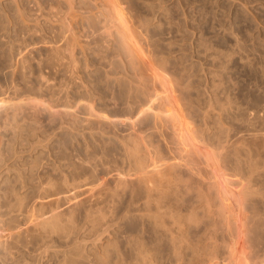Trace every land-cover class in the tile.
I'll return each instance as SVG.
<instances>
[{
  "label": "rangeland",
  "instance_id": "1",
  "mask_svg": "<svg viewBox=\"0 0 264 264\" xmlns=\"http://www.w3.org/2000/svg\"><path fill=\"white\" fill-rule=\"evenodd\" d=\"M16 1V2H15ZM13 2V0H0V101H3V104L5 105H2V106H5L4 109L1 107L0 109L3 111L4 110V113L0 111V116H3L0 117L1 121H0V130L1 129H5V131L1 130L0 132V139L2 138V145L0 144V171L1 170H5L6 168L8 169H12V170H9L8 174H5L4 176L0 177V192L3 194V192L6 193V191L9 190V192H7L6 194L7 195V202L8 200H10L6 206V208H4V210H9L10 213H11V216H14L16 215V217L14 219H16V223L19 224L20 226V229L22 230V237H21V242H20V245L22 246H19V247H14L13 249H17V250H14L12 249V252L11 253H14V255H11L10 258H8V260L6 261V263H4L3 261L0 260V264H15L16 262H20L18 264H23L24 261H26L27 259V262L26 264L29 262L30 264H56V262H62L61 264H71L73 263L74 264V260L75 264H113V261H114V264H133V260L135 261L136 259H134L132 256H133V243H130L132 242L133 240V236L134 235H140L143 233V228L145 227L143 225V218L139 217L142 213H135V212H142L140 211L141 210V202L138 201V199L140 200V197L141 194L139 193V189H137V191L133 189V186L129 183H125L124 180H128L129 176H132L131 173L134 171V170H130L131 168H133V166L131 165L132 163H130L131 159L129 157V151L131 150H135V146L133 147L132 146V142L130 141V136L133 134L134 137H140V139H142V141L144 142H148L146 143L147 145L151 142H153V139H154V146L158 147L157 145L159 144V148H155L153 145H150L149 146H146L145 144V147H148L147 149L149 150V148H155V149H161L164 153H161L160 150H149L150 152L154 151V155L158 156V151H160V156L163 157L165 159L164 156H162L163 154H165L166 158L170 159L171 157V154L174 153V148L176 147V144L173 143L172 144V137H173V132H171L172 130V124L171 123H166V125L164 124L165 121L163 120V122H161L162 124H160L159 122H156V121H161L159 118L156 119V117L154 116L155 115V110L154 112L151 111L145 116V120L142 121L140 124H135L132 125L129 121L130 120H127V124L124 125L123 127L120 126V125H117L115 123H113V121L109 122L108 121H102L100 118L98 119L99 115L100 116H109V119H112V117H115V116H124V118L126 117H130L131 116V112L130 111L133 107L136 106L137 103H139V105L137 104L136 108H133V112H134V115L137 113V111L139 110V108H141L143 106V104L145 105L146 103H153L152 99H155V97L157 96V100H156V104L157 106L155 105V100H154V104H152L157 110L159 111H164L165 109V106L167 105L166 103V99H165V95L162 96L161 94H163V88L162 86L160 85L159 80H156V78L154 77V72H151L148 73L149 71L148 70H145L144 68V65H141L143 64L142 62H138L135 57L133 56V54H131L132 52H129V50L121 43V41L118 39L117 37V40H116V32L115 30L117 24H114L113 25V22L112 24L110 23L111 19H110V16L107 11L104 9L106 8L102 3L100 2H94V1H90V0H80L77 1L75 0L74 3L72 4L73 6H67L69 3L65 2V1H62V0H57L56 2L53 0H15ZM18 1V2H17ZM20 1V2H19ZM45 1V2H43ZM50 1V3H49ZM60 1V2H59ZM85 1V2H84ZM87 1V2H86ZM100 3L99 5L96 4V6L92 3ZM52 2V4H51ZM56 4H55V3ZM64 2V3H63ZM38 3V4H37ZM40 3V4H39ZM46 3V4H44ZM82 3V4H80ZM84 3L86 5H84ZM90 3V4H89ZM122 3V1H121ZM9 6H8V5ZM16 4V5H15ZM28 4V5H27ZM37 6H36V5ZM51 4V5H50ZM56 6H54V5ZM60 5L59 6V9H58V6L57 5ZM75 4V5H74ZM77 4V5H76ZM127 4V5H126ZM18 5V6H17ZM20 5V6H19ZM25 5V6H24ZM46 5V6H44ZM49 8H48V6ZM78 5H82V7L80 8ZM86 7H84V6ZM123 5V6H121ZM120 6L121 7H124V8H121V10L123 11V15L127 14V16H123V19L127 20V18L129 17L130 19H128L126 21V23L128 22V25L130 28L133 27L132 31H133V35L136 36V39L138 41V44L139 46L141 47V49L144 50L146 56L150 59V61H152L153 65L155 67H157V69L159 68L161 72H163L166 76H168V79L174 84V86L176 85H179L178 87L181 88H176L175 90H177V93L180 97H178L179 100H181V111L183 110V116L185 115L186 118L185 121L186 123H188L187 125L189 126V128L193 131V132H196V133H199L201 132V134L199 133L200 135V138H202L201 140H203L204 142L206 141L207 144H210L211 147L214 149H216L215 151L217 152L220 160L222 159V161L224 163H222L221 161V164L225 165L226 166L224 167L223 165V168L224 169V172L227 174V176L229 177H232L235 181H239L241 180L242 181V184H241V181L237 182L236 184V187L238 186H241V185H244L246 186L244 183L246 182L245 181V178L248 179L247 182H250V180H252L251 178H254V176L256 178L255 179V182H254V179L252 180L253 183H249L250 185L246 186V187H251L252 189H250V192L249 193L248 191L246 192V190H242V191H245V193H249L251 196L249 197L248 195H246V202L248 203V210L246 209V220H248L249 218V221L248 223H251L250 226L248 223H245L247 225H245V232H246V236H245V244L249 247L246 246V249L248 250V252L246 253L249 257L251 255V257L249 258L250 262H252V264H264V0H124L123 1V4H121ZM27 6V7H26ZM52 9H51V7ZM89 6V8H87ZM98 6V7H97ZM101 6V7H100ZM20 7V8H19ZM22 7V8H21ZM35 7V8H34ZM45 7V8H44ZM48 9H47V8ZM63 7V8H62ZM65 7V8H64ZM70 7L71 8V11H73L72 9H74V13L75 11H77L75 14H71L73 15H76L74 17V19L77 17V14L79 12V10L81 11L82 10V13H79V17H77V19H75V21L73 20L71 22V24H74L72 25V29L69 31V35L67 34L68 30L67 28L64 29V25H63V22L61 21V19L63 18V16H65V14H67L70 10ZM77 7V8H76ZM95 7L98 8V10L96 11ZM102 8V12H99V10L101 11ZM104 7V8H103ZM8 8V9H7ZM17 8V9H16ZM23 8H26V9H23ZM35 10H34V9ZM42 8V9H40ZM44 8V9H43ZM53 8H57L53 10ZM79 8V9H78ZM86 8V9H84ZM90 8H92V11H90ZM15 9V10H14ZM19 9V10H18ZM32 9V10H31ZM62 9V10H61ZM68 9V10H67ZM76 9V10H75ZM94 9V10H93ZM25 10V12H24ZM37 10V11H36ZM41 10V13L45 11L43 15L40 13L39 14V11ZM43 10V11H42ZM52 10V11H50ZM58 12H56V11ZM85 10H89L88 12L85 11ZM105 10V11H104ZM126 13H124L125 11ZM18 11V12H17ZM19 11L21 13H19ZM22 11H23V17L26 16L25 18H21L18 14H22ZM50 11V12H48ZM55 12V15H57L58 18H56L52 13V12ZM27 12V13H26ZM62 12V13H61ZM65 12V13H63ZM94 12V14L92 13ZM96 12V14H95ZM105 14H104V13ZM14 13V14H13ZM31 15H29V14ZM57 13V14H56ZM85 13L87 15H85ZM103 15H102V14ZM35 14H39L38 16L35 15ZM49 14L48 18H47V15ZM52 14V15H51ZM90 14V15H89ZM46 15V16H45ZM60 18H59V16ZM68 15V14H67ZM66 15V16H67ZM69 15H70V12H69ZM71 15L69 17H71ZM84 17H83V16ZM93 15V16H92ZM96 15V16H95ZM99 15V16H98ZM105 15V16H104ZM107 15V17H106ZM22 16V15H21ZM45 16V17H43ZM51 16V18H50ZM54 16V17H53ZM80 16H82L83 18H81ZM90 16H92V21H89V19H87V17L89 18ZM102 16V18L104 19H100V17ZM17 17V20L15 19ZM96 17V18H95ZM125 17V18H124ZM31 18V20H30ZM34 18V20H33ZM37 18V19H36ZM48 20H47V19ZM50 18V19H49ZM55 18V19H53ZM83 19L82 20H80ZM87 19V22L90 23V25L86 22V19ZM94 18V19H93ZM99 20H98V19ZM25 19V20H24ZM43 19V20H42ZM53 19V20H52ZM110 19V20H109ZM21 20V21H19ZM51 20V21H49ZM59 20V22H62V23H59L61 26H62V29H63V32H67V33H61L59 30H61L60 28V25H58L56 22ZM76 20L78 22H76ZM98 22H97V21ZM102 20V22H101ZM107 20V23H105ZM134 20V22H133ZM136 20V21H135ZM26 21V22H24ZM43 21V22H42ZM82 21V22H81ZM85 21V22H84ZM96 21V23H95ZM99 21L100 23L104 26L106 24L105 27L104 26H100L99 25ZM133 23H132V22ZM23 22V23H22ZM37 22V23H36ZM39 22V23H38ZM46 22V23H45ZM75 22V23H74ZM81 22V23H80ZM111 24H109V23ZM139 22H140V25H139ZM36 23V24H35ZM42 23V24H41ZM52 25H51V24ZM54 23V24H53ZM55 23H56V26H55ZM87 23V24H86ZM93 23V25H92ZM138 23V24H137ZM144 23V25L142 24ZM21 24V25H20ZM39 24V25H38ZM131 24V25H130ZM24 25V26H23ZM39 27H38V26ZM48 29H47L44 27ZM49 25V26H48ZM54 25V26H53ZM75 25H78L77 27ZM81 25V26H80ZM89 25V26H88ZM98 27H97V26ZM110 25V26H109ZM143 25V27H142ZM36 26V27H35ZM88 26V27H87ZM96 26V27H95ZM114 26V27H112ZM139 26V27H138ZM38 27V28H37ZM59 27V29L57 30V28ZM87 27V28H86ZM102 27V28H101ZM111 28V30L113 31L112 33L113 34L111 36L115 37L113 39V37L111 38V36H109L110 40L108 41H113L112 43L111 42H108V41H105L103 40L102 38L104 37V39H108V36H102V32L104 31V29L106 28ZM146 27V28H145ZM41 28V30H40ZM55 28V29H54ZM78 28V29H76ZM85 28V30H84ZM95 28V30L93 29ZM98 28V30H97ZM101 28V30H99ZM104 28V29H103ZM114 28V29H112ZM29 29V30H28ZM144 29V30H143ZM36 30V31H35ZM56 33H55V31ZM65 30V31H64ZM75 30H78L79 34H76L75 33ZM83 30V31H82ZM89 30H92L90 31L89 33ZM94 30V32H93ZM110 29H108L107 31H109ZM137 30V31H136ZM142 30V31H141ZM146 30V31H145ZM32 31V32H31ZM42 31V32H41ZM73 32L75 33V37L77 35H79V39H75L73 38V33H72V37L73 38L72 40L74 41L71 42L69 37H70V32ZM80 31H82V33H80ZM97 31V32H96ZM100 33L102 34H97L96 33ZM60 32V35H58ZM89 33V34H86ZM145 32V33H144ZM45 33V34H44ZM55 33V35H53ZM85 33V34H83ZM62 34V35H61ZM63 34H65L63 36ZM92 34L94 36H92ZM146 34V35H145ZM46 35V36H45ZM68 35V37L66 36ZM81 35H85V36H81ZM87 35H88V38H87ZM90 35V36H89ZM101 36L102 38H99L101 40H103V42H101V40H98L97 38V43H95V37L96 36ZM48 36V37H47ZM55 36V37H54ZM57 36V37H56ZM59 36H63V38L59 37ZM66 36V39L67 42H71L70 45L66 42H64V40L62 41V39H64V37ZM142 36V37H141ZM145 36V37H143ZM60 38V39H57V38ZM83 39H81V38ZM85 37V38H83ZM89 37H92V39H90ZM59 41H57L56 39ZM43 39V40H42ZM54 39L57 41H54ZM81 39V48L83 49V47L87 44V43H93V48L94 50H92L93 48H90V45L92 44H87L89 45V48L87 46V49L86 50H80L78 47L77 44L80 43ZM89 40V42L87 40ZM51 40V41H50ZM76 40H79L78 43H76ZM92 40V41H90ZM98 41L101 42V45L103 46V48L101 47L100 44H98ZM120 41V42H118ZM144 41V42H143ZM46 42V43H44ZM49 42L50 45L53 44V46L51 45V49H50V45H49ZM54 42V43H52ZM110 43V44H106V43ZM142 42V43H141ZM56 43V44H55ZM59 43V47L62 46L63 48H61L66 56L64 55H58V51H59V47L57 46V49L56 50V45H58ZM60 43H62L60 45ZM63 43H65V47L63 45ZM72 43L74 44V46H71ZM85 43V45H84ZM68 44V45H67ZM82 44H83V47H82ZM98 44V45H97ZM120 44V45H119ZM47 45H48V48H47ZM55 45V47H54ZM106 45V46H105ZM69 47L66 49V47ZM77 46V48H73V50H76V52H73L74 55H76L75 57H73L72 55H70V57L67 56V53L66 51H70V54H71V50L70 49L71 47H75ZM119 46V47H117ZM98 47L99 48H102L104 50L107 51V53L104 51L96 49ZM106 49H105V48ZM112 47V48H111ZM115 51H114V48ZM123 47V50L120 51ZM125 47V49H124ZM85 48V47H84ZM120 49V50H119ZM146 49V50H145ZM152 49V50H151ZM97 50L96 52H93ZM112 50V51H111ZM118 52H117V51ZM126 52H125V51ZM156 50V51H154ZM52 51L56 52L54 53H51ZM84 51V53H83ZM87 51H92V52H87ZM124 51V52H123ZM20 54H19V53ZM62 53V51H60ZM86 52V53H85ZM102 55V53L104 54V56L100 55L99 53ZM110 52V53H109ZM119 52L121 53V55L119 54ZM150 52V53H149ZM154 52V53H153ZM160 52V53H159ZM163 52V53H162ZM21 53H23L22 56ZM53 55H51V54ZM60 53V54H61ZM83 53V54H82ZM89 53V54H88ZM93 53V54H92ZM96 53H98V56L97 54L95 55ZM106 53V54H105ZM117 53V54H116ZM125 53V54H124ZM19 54V55H18ZM50 54V55H49ZM56 54V55H55ZM69 54V52H68ZM82 54V55H81ZM87 56H86V55ZM112 54V55H110ZM123 54V55H122ZM128 54V55H126ZM152 54V55H150ZM27 55V57L25 56ZM85 55V57H84ZM110 55V56H109ZM117 55V56H116ZM119 55V56H118ZM149 55V56H148ZM161 55V56H160ZM20 56V57H19ZM23 58H22V57ZM51 56L53 57V60H51ZM54 56L58 57V59L54 58ZM63 58H62V57ZM89 56V58H88ZM116 56V57H114ZM163 56V57H162ZM59 57L60 59L62 58V61L64 59V63L66 62V60L68 62H73L74 60L76 61V59H78L76 62L74 61L75 64H71V67H75L77 68V65H78V68L79 69H75L73 68V70H75L76 74L74 71H72L73 74H75V76L73 75V78L75 80H77V77L80 76L81 78L78 77V80L80 81H75L72 77V74L70 76L69 73H71V70L72 68L70 69H66V65H70V63H66L65 65H62L64 64L63 62L61 63L60 61V66L58 64L59 62ZM72 57L74 58V60L72 61ZM92 57V58H90ZM94 57V58H93ZM99 57V59L97 58ZM103 57V59H102ZM109 57V58H108ZM123 57V58H122ZM131 57V58H129ZM152 57V59H151ZM167 57V58H166ZM21 58V60L25 61L24 64H23V61H19ZM27 58V59H25ZM70 60H68V59ZM85 58V59H84ZM120 58H121V61H120ZM25 59V60H24ZM54 59L57 60L56 64L57 66H55V61ZM94 59V60H93ZM111 59V60H110ZM113 59V60H112ZM115 59V60H114ZM117 59V60H116ZM127 59V60H126ZM87 60V61H86ZM154 60V61H153ZM164 62H162V61ZM51 61V62H50ZM79 62V64H77ZM96 61V62H95ZM116 61V62H115ZM134 61V63H133ZM160 61V62H159ZM20 63V64H17L16 63ZM54 62V63H53ZM94 62V63H93ZM103 62V63H102ZM167 62V63H166ZM14 63V64H13ZM25 63L26 65L29 64L28 67H30V71L27 73V70L28 67L25 66ZM52 63V64H51ZM99 63V64H98ZM121 63V64H119ZM124 63V64H123ZM133 63V64H132ZM139 63V64H138ZM157 63V65H156ZM160 63V64H159ZM13 64V65H12ZM77 64V65H76ZM108 64V65H107ZM126 64V65H125ZM161 66H159V65ZM22 66L20 68V66ZM24 65V66H23ZM52 65V66H51ZM55 67H54V66ZM75 65V66H74ZM89 65V66H88ZM107 65V66H105ZM134 65V66H133ZM137 65V66H136ZM19 66V67H18ZM65 67L64 69H59L60 67ZM113 66V68H111ZM120 66V67H118ZM129 66V67H128ZM167 66V67H166ZM13 67V68H12ZM14 67H16V70L14 69ZM24 67V68H23ZM25 67H27L25 69ZM58 69H57V68ZM134 67V68H133ZM140 67V68H139ZM20 68V69H18ZM68 68V67H67ZM123 68V69H122ZM139 68V70H138ZM167 68V69H166ZM23 69V70H22ZM66 69L67 72H65L64 70ZM84 69V70H83ZM112 69V70H111ZM115 69V70H114ZM158 69V70H159ZM15 70V71H14ZM20 70L22 71H25L26 73L24 72H20ZM58 70V71H57ZM77 70V71H76ZM79 70V71H78ZM81 70V71H80ZM87 70V71H86ZM135 70V71H133ZM142 70V71H141ZM11 71L13 72L14 71V74L11 73ZM19 71V72H18ZM111 71V72H110ZM147 71V72H146ZM167 71V73H166ZM82 72V73H81ZM86 72V73H85ZM125 72V73H124ZM130 72V73H128ZM142 72V73H141ZM19 73H24L25 75L22 76L25 77L24 81L22 78V76L19 77ZM81 73V74H80ZM112 73V74H111ZM123 73V74H122ZM19 74V75H18ZM65 74H68L65 75ZM80 74V75H79ZM85 74V75H84ZM117 74V76H116ZM120 74V75H119ZM28 75V76H27ZM78 75V76H77ZM112 75V76H111ZM144 77H143V76ZM67 76V77H65ZM115 76V77H114ZM122 76V77H121ZM129 76V78L127 77ZM131 76V77H130ZM137 76V77H136ZM151 76V77H150ZM83 77V78H82ZM109 77H110V80H109ZM112 77V78H111ZM141 77V78H140ZM149 77V78H148ZM72 81H71V79ZM113 78H116V79H113ZM134 78V79H132ZM173 78V79H172ZM82 79V80H81ZM108 79V81H106ZM127 80L126 82L124 80ZM132 79V80H131ZM145 81H144V80ZM153 79V80H152ZM65 80V82H63ZM70 80V81H69ZM115 80V82H114ZM117 80V81H116ZM120 80L122 83H120ZM129 80V81H128ZM135 80V81H134ZM143 80V81H142ZM149 80V81H148ZM156 80V81H155ZM75 81V82H74ZM140 81V82H139ZM155 81V83H154ZM178 81L181 82L180 84H177L176 82ZM109 82V83H108ZM119 82V83H118ZM139 82V83H138ZM142 82V83H141ZM148 82V84L146 83ZM107 83V85H106ZM115 83V84H114ZM133 83V84H132ZM147 85H145V84ZM16 86L17 85V88L16 87H13L14 85ZM26 84V85H25ZM28 84V86H27ZM105 84V85H103ZM120 84V85H118ZM132 84V85H131ZM137 84V85H136ZM142 85V86H139V85ZM211 84V85H210ZM13 85V86H12ZM87 88L85 89L84 86ZM151 85V86H150ZM186 87H185V86ZM27 86V88H26ZM30 86V87H29ZM107 86H109L108 89ZM113 86H116L115 88H112ZM120 88H119V87ZM131 88H130V87ZM134 86V87H133ZM135 86L136 88L138 87H141V90L140 92H136V89H135ZM148 86V87H147ZM184 86V87H182ZM29 87V88H28ZM89 87V88H88ZM144 90H143V88ZM148 90H147V88ZM150 87V89H149ZM16 88V89H15ZM122 88V89H121ZM127 88V89H126ZM158 88V89H157ZM185 88V89H184ZM187 88V89H186ZM91 89V90H90ZM93 89V90H92ZM103 89V90H102ZM109 91H108V90ZM118 89V90H117ZM130 89V90H128ZM132 89V91H131ZM135 89V91L133 90ZM162 89V90H161ZM189 89V91H188ZM215 89V91H214ZM88 92H87V91ZM112 90V91H111ZM117 90V92H116ZM121 90V92H120ZM157 90V91H156ZM183 90V91H182ZM208 90V91H207ZM212 90V91H211ZM2 91H4L3 93H1ZM147 91V92H146ZM149 91V92H148ZM152 91V92H151ZM185 91V92H184ZM90 92V93H89ZM97 92V93H96ZM100 92V93H99ZM111 92V93H110ZM131 92H135L134 94L131 93ZM154 92V93H153ZM156 92V94H155ZM176 92V91H175ZM207 92V94L205 93ZM210 92V93H209ZM88 93H89V96H88ZM95 93V94H94ZM113 93H115L113 95ZM146 93V94H145ZM161 93V94H160ZM94 94L96 96V99L95 100V96L92 95ZM118 94V96H117ZM122 96V99H121V96ZM124 94V95H122ZM126 94V95H125ZM132 94V95H130ZM140 94V95H138ZM149 94V95H148ZM189 96H188V95ZM19 95V96H18ZM87 95V96H86ZM130 95V96H128ZM143 95V96H142ZM151 95V96H150ZM183 95V96H182ZM185 95V96H184ZM3 96V97H2ZM5 96V97H4ZM93 96V97H92ZM102 96V97H101ZM105 96V97H104ZM139 96V98H138ZM150 96L151 99L148 97ZM160 96V97H159ZM9 97V98H8ZM10 97L11 98V101L10 100ZM16 97L18 100L14 99ZM22 97V98H21ZM24 97V98H23ZM30 97V98H28ZM34 97V98H33ZM85 97V98H83ZM114 97V98H113ZM124 97V98H123ZM146 99H144V98ZM186 100H190L191 101H187L185 102V98ZM207 97V98H206ZM218 97V98H217ZM28 98V99H27ZM82 98V99H81ZM94 99V100H89V99ZM106 98V99H105ZM129 98L131 99V101H129ZM133 98V99H132ZM137 98L140 100L141 98V101L137 100ZM209 98V99H208ZM217 98V99H216ZM3 99H7V100H3ZM14 99V100H12ZM85 99V100H83ZM102 99V101H100ZM115 100V101H112ZM121 99V100H120ZM143 99V100H142ZM149 99V100H148ZM182 99L184 101H182ZM218 99L220 101H218ZM21 100V101H20ZM28 100V101H27ZM39 100V101H38ZM41 100V101H40ZM110 100V101H109ZM133 100V101H132ZM150 100L152 102H150ZM206 100V101H205ZM210 100V101H209ZM218 102H217V101ZM5 101V103H4ZM7 101V102H6ZM18 101V102H17ZM32 101V102H31ZM36 101V102H35ZM92 101H95V102H92ZM119 101V102H118ZM121 101V102H120ZM123 101V102H122ZM129 101V102H128ZM147 101V102H146ZM149 101V102H148ZM160 101V102H159ZM165 101V102H164ZM213 101H215L213 103ZM10 102V104H9ZM18 103V106L16 105V103ZM35 104V107L33 106L34 103ZM41 104L39 105V109L37 110H41V111H38V114L36 112V106L38 107V103ZM41 102V103H40ZM46 102V103H45ZM78 102H83V103H80V105H83V107L81 106L80 108V105L77 106V109H76V104ZM90 102V103H89ZM97 102V103H96ZM102 102V103H101ZM111 102V103H110ZM113 102V103H112ZM115 102V103H114ZM142 102V103H141ZM144 102V103H143ZM146 102V103H145ZM193 102V103H192ZM15 103V104H14ZM20 103V104H19ZM23 103V104H22ZM30 103V105H29ZM48 103V104H47ZM84 103H85V106L88 107L86 108L84 106ZM94 103V104H93ZM121 103V104H119ZM129 104V106L133 105L132 108H129V106H127ZM132 103V104H131ZM135 103V105H134ZM141 103V104H140ZM187 103V104H185ZM212 103V104H211ZM216 103V104H215ZM221 104V105H218V104ZM223 103H224V107H223ZM8 104V105H6ZM22 104V105H21ZM26 104V106H25ZM53 106H51V105ZM79 104V103H78ZM96 104V106H95ZM114 104V105H113ZM116 104V105H115ZM122 104H124L122 106ZM185 104V106H183ZM192 106H191V105ZM207 107H206V105ZM212 106V107H210ZM16 105L17 108L14 106ZM21 105V106H19ZM29 105V106H27ZM70 105H73L72 107ZM95 108H94V106ZM160 105V107H159ZM163 105V106H162ZM165 105V106H164ZM190 105V106H189ZM215 107H214V106ZM217 105V106H216ZM13 108H12V107ZM22 106L24 108H22ZM41 106V107H40ZM42 106H45L47 107L45 109V107H42ZM51 106V107H50ZM55 106V107H54ZM98 106V107H97ZM100 106V107H99ZM124 106H127V107H124ZM130 106V107H131ZM141 106V107H140ZM209 106V108H208ZM8 107V108H7ZM10 107L12 108V110H10ZM19 107V108H18ZM26 107V109H25ZM66 107V108H65ZM71 107V108H70ZM112 107V108H111ZM115 107V108H114ZM121 107V108H119ZM124 107V108H123ZM144 107H147V106H144ZM164 107V108H163ZM186 110H185V108ZM189 107V108H188ZM201 107V108H200ZM7 108V109H6ZM15 108V109H14ZM35 108V109H34ZM43 108V109H42ZM86 108V109H85ZM93 108V110L91 109ZM99 108V109H98ZM158 108V109H157ZM184 108V109H183ZM204 108V109H203ZM215 108V109H214ZM5 109H6V112H5ZM21 110V113L19 110ZM24 109V110H23ZM34 109V111L32 110ZM56 109V110H55ZM59 112H58V110ZM62 109V110H60ZM84 109V110H83ZM103 109V110H102ZM190 109V110H189ZM194 109V110H193ZM210 109V110H209ZM224 109V110H223ZM10 110V111H9ZM18 115H17V113ZM18 110V111H17ZM45 112H44V111ZM46 110H48L46 112ZM51 110V111H49ZM64 110H69L71 111L69 114H68V118H64L65 117V112ZM87 110V111H86ZM99 110V111H98ZM104 110H105V113H104ZM118 110V111H117ZM122 110V111H121ZM126 110V111H125ZM166 110V109H165ZM188 110V111H187ZM192 110V111H191ZM202 110V112H201ZM207 110V111H206ZM227 110V111H226ZM9 111V114L7 113ZM16 113V116L14 114V112ZM23 111V112H22ZM24 111H28L27 114H25L26 112ZM33 111V112H31ZM53 111H56L55 113H53ZM73 111V113H72ZM101 111V113H100ZM114 113H113V112ZM121 111V113H120ZM161 111V112H162ZM185 111H187L185 113ZM191 111V112H190ZM200 111V113H199ZM214 113H212V112ZM251 111V112H250ZM12 112L14 115H12ZM45 114H44V113ZM57 112H58V115H57ZM63 112V113H62ZM103 112V113H102ZM119 112V113H118ZM190 112V113H189ZM195 112V113H194ZM208 112V113H207ZM211 112V113H210ZM2 113V114H1ZM7 113V115H6ZM32 113V114H31ZM42 113V114H41ZM61 113V114H60ZM75 113V114H74ZM86 113V114H85ZM89 113H96L95 116L92 115V114H89ZM122 113L124 115H122ZM151 113V114H150ZM208 114V115H204V114ZM250 113V114H249ZM5 114V115H4ZM31 114V117L29 116ZM51 116H50V115ZM56 114V115H54ZM74 114V115H72ZM102 114V115H101ZM107 114V115H105ZM191 114V115H190ZM224 114V115H223ZM226 114V115H225ZM22 115V117L20 116ZM35 115V116H34ZM37 115V116H36ZM54 115V116H53ZM64 115V116H63ZM71 115V116H70ZM89 115H92V116H89ZM98 115V116H97ZM127 115V116H126ZM10 116V118H8ZM15 118L14 119V124H13V121L11 123V120L13 119L12 118ZM15 116V117H14ZM28 117V120H25V121H28L27 123H25L24 119H27ZM62 116V117H61ZM90 118H93V119H90ZM97 116V117H96ZM107 116V117H108ZM154 116V117H153ZM184 116V117H185ZM204 116V117H202ZM208 116V118H211V119H208L207 118V121L205 119V117ZM7 117V119H6ZM18 117H20V119H18ZM35 117V118H34ZM50 120H49V118ZM67 117V115H66ZM86 117V118H85ZM148 119H147V118ZM190 117V118H189ZM193 117V118H192ZM197 117V118H196ZM216 117V118H215ZM5 118V119H4ZM30 118H34V119H30ZM37 118V120H36ZM54 120H51L53 119ZM79 118V120L77 119ZM89 118V121L87 120ZM96 118V119H95ZM154 118V119H153ZM200 118V119H199ZM205 120H204V119ZM215 118V119H214ZM226 118V119H225ZM30 119V121H29ZM66 119V120H65ZM68 119V120H67ZM76 119L78 122H76ZM129 119V118H128ZM222 121H221V120ZM245 119V120H244ZM248 119V121H247ZM2 120H5V121H2ZM8 120V121H7ZM20 123H18V121ZM34 120V121H33ZM35 120L37 122H35ZM58 120V121H57ZM64 120V122H63ZM74 120V121H72ZM98 120L100 121V123L98 122ZM156 120V121H155ZM203 122H200L202 121ZM10 121V122H9ZM17 121V122H16ZM32 121V122H31ZM70 121V122H69ZM88 121V123H87ZM190 121V123H189ZM193 121V122H192ZM206 121V122H205ZM216 121V122H215ZM221 121V122H220ZM244 121V122H243ZM247 121V122H246ZM2 122V124H1ZM6 122V123H5ZM7 122H9L8 125ZM18 124H16V123ZM22 122V124H21ZM31 122V123H29ZM39 122V123H38ZM61 122V123H60ZM73 122V123H72ZM82 122V123H81ZM86 122V123H85ZM96 122V124H95ZM105 122V123H103ZM151 122V123H150ZM209 123L208 126L209 128H204L205 127H208L205 123ZM213 122V123H212ZM220 122V123H219ZM253 122V123H251ZM4 123V125H3ZM12 124V127L9 128V126ZM28 123L30 125H28ZM36 124L35 126H37L35 128V126L33 124ZM102 123V124H101ZM113 123V126L111 125ZM145 123V124H144ZM195 123V125L193 124ZM25 124V125H24ZM44 124V125H43ZM73 124V125H72ZM76 124V126H74ZM88 124V125H86ZM89 124H92V125H89ZM101 124V125H100ZM107 124V125H106ZM144 124V125H143ZM156 124H159V125H156ZM169 124V125H168ZM199 124V125H198ZM201 124V125H200ZM214 124V125H213ZM249 124H251L249 126ZM255 124H256V127H255ZM3 125V126H2ZM6 125V126H5ZM21 125H22V128H21ZM27 125V126H26ZM31 125L33 127H31ZM39 125V127H38ZM95 125V126H93ZM99 125H100V128H99ZM104 125V126H103ZM106 125V126H105ZM139 125L138 129L136 128V126ZM197 125V126H196ZM216 125V126H215ZM254 125V127H253ZM257 125H259L257 127ZM5 126V127H4ZM7 126H8V129H7ZM14 126V127H13ZM24 126V127H23ZM26 126V127H25ZM30 126V127H29ZM62 126V127H61ZM66 126V127H65ZM79 126V127H78ZM111 126V127H110ZM115 126V127H114ZM127 126V127H126ZM146 126V127H145ZM151 126V128H150ZM159 126V127H157ZM160 126H163L164 129L160 128ZM168 127L166 129V127ZM171 126V128H170ZM192 126V127H191ZM214 126V127H213ZM30 131H29V129ZM41 127V128H40ZM43 127V129H42ZM51 127V128H50ZM71 127L73 128L71 129ZM102 127V128H101ZM106 127V128H105ZM108 127V128H107ZM121 127V128H120ZM129 127V128H128ZM135 127V129H133ZM220 127V128H219ZM18 131H15L16 129ZM27 128V129H26ZM32 128V130H31ZM34 128V130H33ZM39 128V130L37 129ZM60 128V129H59ZM71 130H70V129ZM97 128V129H96ZM114 128V129H113ZM116 128V129H115ZM155 130H153V129ZM158 128V129H157ZM170 128V130H169ZM198 128V129H197ZM203 128V129H202ZM249 128V129H248ZM12 129V131H11ZM23 129V130H22ZM37 129V130H35ZM96 131H95V130ZM133 129V130H132ZM143 129V130H142ZM149 129V130H148ZM161 129V130H160ZM194 129V130H193ZM201 129V130H199ZM205 129V130H204ZM208 129V130H206ZM209 129H211V133H209ZM213 129V130H212ZM218 130V132H215V130ZM256 129V131H255ZM8 130V131H7ZM10 130V131H9ZM14 130V131H13ZM20 130L21 133H20ZM28 130V131H27ZM64 130V131H63ZM105 130V132H104ZM112 130V132H111ZM138 130V134L135 136V132ZM152 130V131H151ZM160 134H159V132ZM163 130V131H162ZM216 130V131H217ZM26 131H27V134H26ZM34 131H36V133H34ZM76 131V132H74ZM141 131V132H140ZM147 131V136H144L145 133ZM150 131V132H149ZM154 131V132H153ZM157 131V132H156ZM170 131V132H169ZM199 131V132H197ZM209 131V132H208ZM214 131V132H212ZM223 131V132H222ZM4 132V133H3ZM14 132V133H13ZM50 132V133H49ZM56 132V133H55ZM83 132V133H82ZM110 132V133H109ZM134 132V133H133ZM149 132V133H148ZM209 134H207V133ZM220 132V133H219ZM2 133L4 135H2ZM6 133V135H5ZM11 133V134H10ZM23 133V134H22ZM25 133V135H24ZM29 133H34V135L30 134ZM38 133V134H37ZM46 133V134H45ZM78 133V134H77ZM114 133V134H113ZM132 133V134H130ZM143 133V134H141ZM151 133V134H150ZM164 133V135H163ZM170 133V134H169ZM203 133V134H202ZM216 133H218V137L222 140L223 142V139H224V144H221L222 143L220 141V139L217 137ZM237 133V134H236ZM256 133V134H255ZM16 134V135H15ZM21 134V135H20ZM36 134V135H35ZM98 134V135H97ZM120 134V136L118 135ZM124 134V135H123ZM167 134V135H166ZM214 134L216 135V137H214ZM221 134V135H220ZM12 135L14 137H12ZM24 135V136H23ZM29 135V136H28ZM141 135V136H140ZM149 135L150 136H154L153 138L150 137L149 138ZM169 135V136H168ZM206 135V136H205ZM210 136V138L208 136ZM227 135V137L225 136ZM3 136V137H2ZM19 136L20 139L22 138L23 140H20L19 138L17 137ZM22 136V137H21ZM51 136V137H49ZM68 136V137H67ZM75 136V137H74ZM100 136V137H99ZM131 136V140L134 139V137ZM160 136V137H158ZM162 136V137H161ZM203 136V137H202ZM230 136V137H229ZM10 137V138H9ZM25 137V138H24ZM29 137V139H27ZM35 137V138H34ZM42 137V138H41ZM78 137V138H77ZM125 137V139H124ZM133 137V138H132ZM145 137V138H144ZM163 137L165 138L166 137V140L164 139L163 140ZM204 137H205V140H204ZM213 137V138H211ZM6 138V139H5ZM14 138V140L12 139ZM53 138V139H52ZM94 138V139H93ZM105 138V139H104ZM129 138V139H128ZM216 138V139H215ZM226 138V139H225ZM16 139V140H15ZM18 139V140H17ZM31 139V140H30ZM83 139V140H82ZM117 139V140H116ZM128 139V140H127ZM144 139V140H143ZM151 139V140H150ZM211 141H210V140ZM212 139L215 140L212 142ZM218 139H219V143L217 144L218 142ZM228 139V140H227ZM238 139V140H237ZM7 140H9V142H7ZM67 140V141H66ZM126 140V142H125ZM150 140V141H149ZM170 140V141H168ZM208 140L210 141V143L208 142ZM217 140V141H216ZM230 140V141H229ZM234 140V141H233ZM246 142H245V141ZM1 141V140H0ZM4 141V142H3ZM11 141V142H10ZM15 141V142H14ZM20 141V142H18ZM23 141L24 144H23ZM45 141V142H44ZM110 141V142H109ZM124 141V143H126V145L122 142ZM229 141V143H228ZM239 141V142H238ZM240 141L242 142V144L240 143ZM56 142V144H55ZM58 142V143H57ZM97 142V143H96ZM109 142V143H108ZM131 142V143H130ZM158 142V144H157ZM172 144H169V143ZM238 142V143H237ZM247 143L246 145H249L248 146H252L251 147V150H252V153H251V150L250 147L246 146V145H243L244 143ZM252 142V143H251ZM254 142V143H253ZM8 143V144H6ZM12 144V143H15L13 145H9V144ZM22 143V144H21ZM45 143V144H44ZM49 143V144H48ZM69 143V144H68ZM86 143V144H85ZM123 143V144H122ZM128 143L131 144L129 146H132V148L130 147L128 149ZM161 143V144H160ZM165 143V144H163ZM213 143V144H212ZM18 144V145H17ZM36 144V145H35ZM45 146H44V145ZM59 144V145H58ZM64 144V145H63ZM71 144V145H70ZM108 144V145H106ZM115 144V145H114ZM134 144V142H133ZM153 144V143H152ZM156 144V145H155ZM175 144V145H174ZM219 145V149H218V146L216 147L215 145ZM229 144V147H230V144L232 145L231 146V149L228 147ZM9 145V146H7ZM19 145L21 147H19ZM28 145V146H26ZM35 145V146H34ZM57 145H58V148H57ZM63 145V146H62ZM67 145V146H66ZM93 145V147H92ZM123 145V146H122ZM163 145V146H162ZM170 145V146H169ZM174 145V146H173ZM213 145L215 147H213ZM224 145V146H223ZM227 145V146H226ZM234 145V147H233ZM242 146V148H240ZM14 146V147H13ZM65 146V147H64ZM72 146V148H71ZM86 146V147H85ZM109 146V147H108ZM126 146V147H124ZM128 146V147H127ZM166 148H165V147ZM245 146V147H244ZM3 147V148H2ZM33 147V148H32ZM36 147V148H35ZM38 147V148H37ZM54 147V148H52ZM89 147V148H88ZM122 147V148H121ZM172 147V149H171ZM224 150H223V148ZM227 147V150L226 148ZM238 147V149H237ZM244 147V148H243ZM255 149H254V148ZM12 148V149H11ZM31 148V149H30ZM42 148V149H41ZM47 148V149H46ZM94 148V149H93ZM121 148V149H120ZM127 148V149H126ZM144 148V147H143ZM229 148V149H228ZM249 152H248V150ZM4 149V151H3ZM14 149V150H13ZM50 149V150H49ZM63 149V150H62ZM79 149V150H78ZM103 149V150H102ZM123 149H126L125 152L123 151ZM167 151H166V150ZM234 149V150H233ZM236 149V150H235ZM244 150L243 152L241 151ZM12 150V151H11ZM20 150V151H19ZM23 150V151H22ZM34 150V151H33ZM45 150V152H44ZM56 150V152H55ZM86 150V151H85ZM100 150V151H99ZM105 150V151H104ZM120 150L123 152H120ZM226 150V151H225ZM228 150H231L229 151L230 153H228L227 151ZM10 151H11V154H10ZM15 151V152H14ZM65 151V152H64ZM90 151V152H89ZM103 153H102V152ZM130 151V152H131ZM156 151V152H155ZM220 151H223V154L220 153ZM240 151V152H239ZM246 151V152H245ZM27 152V153H26ZM76 152V153H75ZM85 152V153H84ZM88 152V154H87ZM172 152V153H171ZM225 152V153H224ZM228 154H227V153ZM233 152V154H232ZM245 152V153H244ZM248 152V153H247ZM16 153V154H15ZM18 153V155H17ZM22 153V154H21ZM44 153V154H43ZM58 153V155H57ZM90 153V154H89ZM95 153L97 154L95 157ZM127 156H126V154ZM157 153V154H155ZM167 153V154H166ZM219 153L221 155H219ZM254 153V154H253ZM30 154V155H29ZM49 154V155H48ZM61 154V155H59ZM120 154V155H119ZM125 154V155H124ZM169 154V155H168ZM233 157H232V155ZM235 154L238 156V157H235ZM252 155V158L250 155ZM256 154V155H255ZM2 155V156H1ZM5 155V157H4ZM7 155H11L9 157H7ZM40 155V156H39ZM47 155V157H46ZM89 155V156H88ZM90 155H92V157H90ZM103 157H102V156ZM105 155V156H104ZM223 155V157H222ZM227 155V156H226ZM246 156L243 157V156ZM14 156V157H13ZM56 156V158H55ZM123 156L124 159H126L127 161L129 162H125L124 159H123ZM226 156V158L224 157ZM248 156V157H247ZM7 157V158H6ZM22 157V158H21ZM54 157V158H53ZM72 157V158H71ZM76 157V158H75ZM88 157H90V159H97L96 161L98 162L99 160V164H95V160H90ZM97 157V158H96ZM101 157V158H100ZM254 157V158H253ZM5 158V159H4ZM14 158V159H13ZM18 160L16 161L15 160ZM20 158V160H19ZM29 158V160H28ZM70 158V159H68ZM88 158V159H86ZM104 158V159H103ZM130 160H129V159ZM224 158V159H223ZM231 160H230V159ZM239 158V159H237ZM240 158H242V162H238V160H240ZM249 158V159H248ZM10 159V160H9ZM12 159V160H11ZM22 159V160H21ZM31 159V160H30ZM40 159V160H39ZM75 159V160H74ZM235 159V160H234ZM246 159V160H245ZM258 161V163L255 161ZM28 160V161H27ZM44 160V161H43ZM86 160H89V161H86ZM119 160V162H118ZM233 160V161H232ZM253 160V161H252ZM3 161V162H2ZM12 161V163H11ZM31 161V162H29ZM34 161V162H33ZM47 161V162H46ZM64 161V162H63ZM81 163H80V162ZM84 161L86 162V165L84 163ZM92 161V162H90ZM228 161V162H227ZM232 161V162H231ZM237 161V163H235ZM246 161V162H244ZM20 162V163H19ZM45 162V163H44ZM50 162V163H49ZM83 162V163H82ZM106 162V163H105ZM227 162V163H226ZM244 162V164H243ZM250 162V165L251 167L249 166V163ZM7 163V164H6ZM10 163V164H9ZM17 163V165H16ZM24 163H26L24 165ZM28 163V164H27ZM36 163V164H35ZM47 163V166L44 165ZM58 163V165H57ZM80 163V165H79ZM92 163V164H90ZM104 163V164H103ZM125 163V164H124ZM127 163V164H126ZM230 163V164H229ZM242 163L243 165V168L245 167L246 169H243L245 172L243 173L241 171L242 169ZM32 164V165H30ZM51 164V165H50ZM81 164H84L83 166L85 167H82L81 169ZM93 168H95L94 170L92 169V166ZM94 164H95V167H94ZM102 164V165H100ZM107 164V165H105ZM111 164V165H110ZM131 166H130V165ZM235 164V165H234ZM240 166L238 167L237 165ZM259 164V165H257ZM7 165V166H5ZM10 165V166H9ZM34 165V166H33ZM37 165V166H35ZM50 165V167H49ZM53 165V166H52ZM76 165V166H75ZM124 165H126L124 167ZM233 165V166H232ZM3 168H2V167ZM30 166V167H29ZM45 166V167H44ZM77 166H79L77 168ZM87 166L90 168H87ZM97 166L100 168L99 170H97ZM103 166H106V167H103ZM130 166V168H129ZM229 166V167H228ZM232 166V167H231ZM253 166V170L251 169ZM11 167H14V168H11ZM18 167V168H17ZM22 167V169H21ZM26 167V168H24ZM32 167V168H31ZM36 167V168H34ZM41 167V170H39ZM49 167V169H48ZM54 167V168H53ZM76 167V168H75ZM249 167V168H247ZM17 168V169H16ZM30 170H29V169ZM34 168V169H33ZM59 168V169H58ZM84 168V169H83ZM106 170H104V169ZM108 168V169H107ZM111 168V170H109ZM122 169V171H125V174L122 172H119L121 170L119 169ZM130 170H128V169ZM226 168L228 169L226 171ZM231 168V169H230ZM240 168L239 169V172L238 170L236 169ZM15 169V170H13ZM23 169H26V171H23ZM45 169L46 172L44 171ZM73 169H74V172H73ZM80 169V170H79ZM86 169V170H85ZM88 169V170H87ZM234 169V170H233ZM248 169V170H247ZM17 170H19L17 172ZM21 170V171H20ZM31 170L32 172L35 171V173H31ZM55 172H54V171ZM64 172H63V171ZM85 170V171H84ZM94 172H93V171ZM96 170L99 171L96 173ZM112 170H116L112 172ZM118 170V171H117ZM252 170V171H251ZM255 170V171H254ZM14 171V172H13ZM39 171V172H38ZM50 172V174L52 175L51 179H50V174L48 172ZM53 171V172H52ZM58 171V172H56ZM89 171V172H87ZM90 171H92L93 175H90V177H93L95 175V177L93 178H89V173ZM109 171V172H108ZM111 171V174H113L112 176L109 175ZM131 172L129 174V172ZM235 171V172H234ZM241 171V173H240ZM45 172V173H43ZM72 172V173H71ZM77 172V173H76ZM87 172V173H86ZM108 175H107V173ZM115 172V173H114ZM117 172H119V175L116 174ZM129 174V176H127V174ZM135 172V171H134ZM133 172V173H134ZM231 174H229V173ZM237 172V173H236ZM250 172V173H249ZM254 174H253V173ZM19 173V174H18ZM22 173V175H21ZM26 173V174H25ZM29 173V174H28ZM37 173V175H36ZM39 173V175H38ZM42 173V174H41ZM53 173H56L55 175H53ZM59 173V174H58ZM61 173H62V176H61ZM95 173V174H94ZM132 173V174H133ZM239 173H240V177H239ZM243 173V174H242ZM257 173V174H256ZM261 173V175L259 174ZM34 174V175H33ZM44 174V175H43ZM76 174V175H75ZM79 174V175H78ZM97 174V175H96ZM238 174V175H237ZM246 174H248V176L250 174H253L252 176L248 177ZM36 175V176H35ZM41 175H42V178L44 176L43 179L41 178ZM59 175V176H58ZM65 175V176H64ZM69 175V176H68ZM107 175V176H106ZM117 175V176H116ZM123 175H126L124 177H126L125 179L122 178ZM237 175V176H236ZM245 175V178L241 177ZM258 175V176H257ZM23 176V177H21ZM26 176V178H25ZM28 176V177H27ZM31 176V177H30ZM34 176V177H33ZM39 176V179L38 180H35L34 182H32L34 179H37ZM48 176V177H47ZM54 176V177H53ZM67 176V177H66ZM73 176V177H72ZM80 176V177H79ZM82 176V177H81ZM102 176V177H101ZM115 176V178H114ZM118 176L119 179H116ZM236 176V177H235ZM20 177V178H19ZM60 177V178H59ZM66 177V178H65ZM239 179V180H236L235 178ZM9 178V179H8ZM24 178L22 181L21 179ZM47 178V179H45ZM56 178V180L54 179ZM68 178V179H67ZM85 182H84V180ZM92 179V180H89V179ZM94 178L95 180L97 179V181L95 182L94 181ZM102 178V179H101ZM104 178H107L109 180H105L104 181ZM114 178V179H113ZM122 178V180L120 179ZM243 178V179H241ZM19 179V180H18ZM26 179V180H25ZM48 179L50 181H48ZM99 179V181H98ZM250 179V180H249ZM261 179V180H260ZM55 182H54V181ZM64 180V181H63ZM69 180V181H68ZM72 180V181H71ZM75 180V182H74ZM81 180V181H80ZM87 180V182H86ZM105 182L104 184H108V187H115L113 188L114 191L115 190H119L118 188V183L116 182H121L119 183V186L122 185V181H123V184L124 186L122 185V187L125 188V190L122 188V190H117L118 193H120V195L118 193H116V191L114 192H110L112 194H109V192H106L107 190V185H106V190L104 191L102 189V187L105 189V185L102 184L101 182ZM103 180V181H102ZM117 180V181H116ZM120 180V181H118ZM25 181L26 185H23ZM38 181V182H37ZM42 181V182H41ZM48 182H51V185L50 183H47ZM53 181V182H52ZM57 181V182H56ZM59 181V182H58ZM66 181V182H65ZM79 184V186H77V183ZM80 181V182H79ZM97 183V184H94L93 183ZM109 183H108V182ZM258 183H257V182ZM11 182V183H10ZM15 182H17L15 184ZM19 182V183H18ZM23 182V184L21 183ZM99 182V183H98ZM260 182V183H259ZM29 183V184H28ZM39 183L38 185H34V184H37ZM42 183V184H41ZM57 183V184H56ZM64 183V184H63ZM67 183V184H66ZM74 185H73V184ZM76 183V185H75ZM80 183H81V186H80ZM101 183V184H100ZM258 185H257V184ZM262 183V184H261ZM9 184V185H8ZM44 184V186H43ZM50 187H49V185ZM61 186H60V185ZM99 184L101 186L100 190L97 189V187H99ZM110 184V185H109ZM115 184V185H114ZM116 184H117V187H116ZM241 184V185H240ZM248 184V183H247ZM255 184L258 186V187H252L253 185L255 186ZM261 184V185H260ZM14 185V186H13ZM27 185L31 186L26 188ZM48 185V186H46ZM60 187H58V186ZM64 185V186H63ZM112 185V186H111ZM129 185V188L127 187ZM252 185V186H251ZM2 186V187H1ZM9 186V187H8ZM13 186V187H12ZM25 186V187H23ZM52 186V187H51ZM55 186V187H53ZM70 186V187H69ZM75 186V188H73ZM84 188V191H83V188ZM90 186V187H89ZM93 186V187H92ZM96 186V187H94ZM127 188H126V187ZM131 186V188H130ZM8 187V188H7ZM23 187V188H22ZM39 187H40V190H39ZM45 187V188H44ZM78 187V189H77ZM80 187V188H79ZM87 190H86V188ZM242 188L243 189H247V188ZM261 187V188H260ZM263 187V188H262ZM6 188V189H5ZM23 189V191L21 192L20 189ZM25 188V189H24ZM44 188V189H43ZM50 188V189H47ZM52 188V190H51ZM55 188L58 189L59 192H57L56 194V191L57 189L55 190ZM66 188V189H65ZM88 188H92V190L88 189ZM108 188V190H109ZM111 188V189H112ZM241 188V187H240ZM259 188V189H257ZM4 189V190H3ZM46 190V191H49L48 192V195H47V192L45 193L44 191H41V190ZM61 189H63V191H60ZM75 189V191H73ZM98 191H97V190ZM102 189V190H101ZM133 189V190H132ZM27 190V191H25ZM55 190V191H54ZM66 190V192L64 191ZM70 190V191H69ZM77 190V192H76ZM96 190V192L94 191ZM107 190V191H108ZM132 190V191H131ZM263 190V191H262ZM90 191V193H93V191L95 192V194L93 193L90 194L87 192ZM101 191V192H99ZM102 191L103 194H106L108 195V197L106 198V196L104 195V199L103 201L101 202V198H103V194H102ZM112 191V190H110ZM133 191L135 193H133ZM141 191V190H140ZM253 191H255L253 193ZM257 191V192H256ZM259 191V192H258ZM19 192V193H18ZM25 192V193H24ZM33 194H32V193ZM37 192V193H36ZM39 192V193H38ZM46 195H44L43 193ZM51 192V193H50ZM53 192V193H52ZM63 192V193H62ZM69 192V194H68ZM86 192V193H85ZM106 192V193H105ZM124 192V193H123ZM126 192V193H125ZM262 192V193H260ZM11 193V194H10ZM14 193V194H12ZM17 193V194H15ZM29 193H31L29 195ZM66 193L68 195H66ZM71 193V194H70ZM80 193V194H79ZM100 193V194H99ZM113 193L115 194V199L116 200H113L114 199V196ZM137 195V198H136V195L134 196L133 194ZM244 193V192H243ZM259 193V195H257ZM24 198L23 197V195ZM36 194V195H35ZM53 194V195H52ZM58 195V197L56 195ZM61 194V195H60ZM64 194V195H63ZM75 194H78V195H75ZM86 194V195H85ZM102 196H98V195ZM131 194V195H130ZM12 195V196H11ZM21 195V197H19ZM27 195V196H26ZM29 195V196H28ZM35 197H32L34 196ZM41 195V196H40ZM66 195V197H65ZM118 195L121 196L118 198ZM134 197H133V196ZM257 195V196H256ZM11 196V198H10ZM16 196V197H15ZM18 196V197H17ZM39 196V197H37ZM45 197V198H42ZM56 196V198H55ZM61 196V197H60ZM69 196V198H67ZM87 196V197H86ZM95 196H97V198H94ZM117 196V198H116ZM248 196V197H247ZM13 197V198H12ZM37 197V199H36ZM52 199H50V198ZM53 197L55 200H53ZM71 197V198H70ZM78 197V198H77ZM90 197V198H89ZM112 197V198H111ZM139 197V198H138ZM252 197V198H251ZM257 199H256V198ZM10 198V199H9ZM15 198H17L15 200ZM23 198V199H22ZM50 199V202H49V199ZM61 198V200H60ZM94 200H93V199ZM111 198V199H109ZM136 198V199H135ZM26 199V202H24ZM31 199V200H30ZM40 199V202L42 200H45L46 202L42 201L41 204L39 202ZM42 199V200H41ZM57 199V200H56ZM71 199V200H70ZM79 199H81L79 201ZM98 199V201H97ZM101 199V200H100ZM105 199H106V202H105ZM135 199V200H134ZM261 199V200H260ZM18 200H21L23 201L24 205L22 204V207H19V204L20 201ZM34 200V201H33ZM38 200V201H37ZM64 200V201H63ZM68 200V201H67ZM84 200H89V201H84ZM131 200V201H129ZM254 200V201H253ZM37 201V202H36ZM52 201V202H51ZM67 201V202H66ZM110 203H108V202ZM115 203H114V202ZM133 201V202H132ZM12 202V203H10ZM30 202V203H28ZM35 203L33 205V203ZM44 202V204H43ZM54 202V203H53ZM59 202V203H57ZM82 202V203H81ZM92 202V203H90ZM97 202V203H96ZM118 202V204H117ZM131 202V203H130ZM134 202L135 204H139L140 206H137V205H134ZM138 202V203H137ZM253 202V204H252ZM26 203V204H25ZM47 206H46V204ZM67 203L68 206H67ZM71 203V204H70ZM77 203V204H76ZM95 203V205H94ZM100 203V204H99ZM113 203V205H112ZM14 209L12 210L11 207ZM15 204V205H14ZM54 204V205H53ZM61 205L59 207V205ZM116 204V205H115ZM31 205V207H30ZM43 206L41 208H39L40 206ZM59 207L57 210L55 209V207ZM83 205V206H82ZM94 205V206H93ZM102 205H104V209H101L99 207H101ZM16 208H15V207ZM25 206V207H24ZM34 206V207H32ZM37 206V207H35ZM75 206V207H74ZM78 206V208H77ZM81 206V207H80ZM94 208H93V207ZM107 206V207H106ZM109 206V207H108ZM251 206V207H250ZM7 207L9 209H7ZM117 209H116V208ZM119 207V208H118ZM136 207V208H135ZM255 207V208H254ZM259 207V208H258ZM34 208V209H33ZM38 208V209H37ZM52 208V210H51ZM54 208V209H53ZM63 208V209H62ZM68 208H71L69 209L70 211L72 210V212L68 211ZM85 208V209H84ZM100 210H99V209ZM106 208V209H105ZM139 208V210H138ZM21 211H20V210ZM43 209V210H41ZM62 209V210H61ZM90 209V210H88ZM94 209H96V213H94ZM132 209V210H131ZM31 210V213L29 215L30 219H33L37 214H39V217L40 219V224L37 228H34L35 224H37V222H35L36 220L34 219L33 221L31 220V223L29 222L30 219H28V222H24L26 220V218H29L27 216V213H29ZM34 210V211H33ZM37 212H36V211ZM39 210L41 212V214L39 213ZM49 210V211H47ZM54 211V214L52 213ZM59 210V211H58ZM77 210V211H76ZM99 210V211H98ZM103 210V213L104 212H108L107 214H103L104 216L106 215L107 217H104V216H101ZM113 210V211H112ZM127 210V211H126ZM133 210L135 212H133ZM249 210L251 212H249ZM254 210V211H253ZM13 211V212H12ZM19 211V212H18ZM26 211V212H25ZM29 211V212H27ZM89 211V212H88ZM90 211H92V213H90ZM94 211V212H93ZM123 211V212H122ZM126 211V213H124ZM186 213H187V217H190L192 216V219L194 221H190V220H186L189 224H192L190 226H196L199 225V226H202L203 223H204V216L202 215V213H199L200 216H198L197 214H188L187 210L185 209ZM185 211H184V214H185ZM15 212V213H14ZM18 212V213H17ZM22 212V213H20ZM25 212V213H24ZM36 213L35 216L33 217V213ZM43 212H45L43 214ZM50 212V214H49ZM57 212V213H56ZM60 212V213H59ZM64 212V213H62ZM70 212V214H69ZM87 212L89 213V215H87ZM111 212V213H110ZM47 213V214H46ZM73 216V219L71 218L72 216L69 217V215ZM80 213V214H79ZM116 213V214H114ZM132 213V214H131ZM47 216H46V215ZM49 214V215H48ZM58 215V217H60L59 220L58 217L55 218L57 220V224L59 227H57L56 225V220L53 218V217H56ZM64 214V215H63ZM69 214V215H67ZM96 215L95 218L92 217V215ZM111 214V215H110ZM130 214V215H129ZM136 214L137 216L135 217ZM139 214V215H138ZM44 218L45 216V219L46 220H43L45 222H48L46 223L47 226H44L43 225V221L41 223V219L42 217ZM45 215V216H43ZM51 215H54V216H51ZM56 215V216H55ZM127 215V216H126ZM129 215V216H128ZM248 215V216H247ZM21 216V218H20ZM25 216V217H24ZM27 216V217H26ZM31 216L33 218H31ZM50 216L52 217V220L51 221H55L51 222V224L49 223L48 219L47 218H50ZM67 218H66V217ZM80 216V217H79ZM87 216L89 219H87ZM112 216V217H110ZM114 216L116 218H114ZM135 218H134V217ZM195 216V218H194ZM199 217V221L197 217ZM251 216V217H250ZM7 217V216H6ZM25 218L24 219H22ZM65 217V219H64ZM97 217V219H96ZM101 219H100V218ZM126 217V218H125ZM130 217V218H129ZM133 219H132V218ZM37 218H38V215H37ZM71 218V219H69ZM81 218V219H80ZM100 220H99V219ZM103 218L105 220H103ZM106 218H109L106 220ZM139 218V219H137ZM20 219V220H19ZM93 219V220H92ZM95 219V220H94ZM129 219V220H128ZM137 219V220H136ZM201 219V220H200ZM20 222H19V221ZM24 220V221H23ZM68 220V221H67ZM76 220V221H75ZM109 220V221H108ZM128 222H127V221ZM196 220V222H195ZM60 221V222H58ZM90 221V224L88 223ZM100 221V222H99ZM102 221V222H101ZM104 221V222H103ZM112 223H111V222ZM118 223H117V222ZM139 221V223H141V225H138V233L137 232H134L133 233V223ZM203 221V222H202ZM39 222V221H38ZM64 222V223H63ZM69 222V223H68ZM79 222V223H78ZM99 222V223H98ZM106 222V223H105ZM130 222V223H129ZM132 222V223H131ZM191 222V223H190ZM199 222V223H198ZM247 222V221H245ZM21 223V224H20ZM23 223V224H22ZM34 224L33 226L30 225V224ZM60 223V224H59ZM62 223V224H61ZM74 223V225H73ZM77 223V225H76ZM86 223V225H85ZM93 223V224H92ZM94 223H97V224H94ZM103 223V225H102ZM107 223H111L112 225L109 226V224L107 225ZM128 223V224H127ZM196 223V224H195ZM202 223V224H201ZM27 224H29V228H27V226H25ZM45 224V223H44ZM64 224L66 225V227H63ZM70 224V225H69ZM132 224V225H131ZM195 224V225H194ZM43 225V226H42ZM52 226L57 227V230L56 229H53ZM76 225V226H75ZM84 225L86 227H84ZM89 225V226H88ZM94 225L96 228H94ZM99 228H97V226ZM130 225V226H129ZM219 225V224H218ZM254 225V226H253ZM24 226L26 227L25 229L28 231V234H27V231L24 229ZM49 226V227H48ZM105 226V227H104ZM144 226V227H143ZM41 227V228H40ZM48 228V230L45 231L46 228ZM55 227V228H56ZM74 227V228H73ZM76 227V228H75ZM102 227V228H101ZM109 229V231H106L105 229ZM110 227V228H109ZM127 227V228H126ZM220 226H218L219 228ZM249 227H251L250 229H248ZM23 228V229H22ZM43 228V229H42ZM50 228V229H49ZM61 230H59V229ZM65 228V229H64ZM67 228V230H66ZM69 228V229H68ZM79 228V229H77ZM95 229V230H92V229ZM105 228V229H103ZM116 228V229H115ZM132 228V229H131ZM193 228V227H192ZM254 228V229H252ZM36 229V230H35ZM40 231H38V230ZM42 229V230H41ZM53 229V232L52 230ZM97 229V230H96ZM107 229V230H108ZM24 230V231H23ZM34 230V231H33ZM69 230V231H68ZM73 230V231H72ZM77 230V231H76ZM89 230V231H88ZM103 230L105 232H103ZM122 232H121V231ZM126 230V232H125ZM140 230V231H139ZM250 231L249 233L247 232ZM32 231V233H31ZM36 231L41 232V233H37ZM51 231V232H49ZM61 231V233L59 232V234L57 232ZM65 231V232H64ZM68 231V232H67ZM76 231V232H75ZM87 231V232H86ZM97 231V232H96ZM115 231L117 233H115ZM124 231V232H123ZM217 232L220 231V233H216V237L214 238L216 241L219 240V242H216L214 239V243L217 245H219L217 247H215V257H209L210 256V253L209 250L211 249H207L206 251H204V253H202L201 257L203 258H200V259H195L192 257V255H186L183 262L181 261L180 264H199V263H202L204 260V262L202 264H205V262L209 261V258H212L210 259V263H207V264H215V262L217 261L218 264H224V263H227V264H230L227 260H225V255L226 254L225 252V247L222 246V244L220 243H224V237H223V234L221 233V229H218L216 230ZM215 231V232H216ZM30 232V233H29ZM34 232V234H33ZM45 233V235H43V233ZM66 234H64V233ZM67 232V233H66ZM71 232V233H69ZM85 232V233H84ZM95 232V233H94ZM105 235H103V233ZM108 232V233H107ZM110 232V234H109ZM35 233L37 235H35ZM49 233V235L47 234ZM102 233V239L101 236L100 238H98L97 236H99V234ZM114 233V234H112ZM126 233V234H125ZM128 233V234H127ZM131 233V234H130ZM30 234V238L28 237ZM51 234V235H50ZM61 234V235H60ZM67 234L71 237H68ZM83 234V235H82ZM98 234V235H97ZM34 235V237H33ZM41 235V236H40ZM42 235L43 237L45 238H42ZM47 235V236H46ZM63 235V236H62ZM78 235V236H77ZM85 235V237H84ZM101 235V234H100ZM124 235V236H123ZM27 238H26V237ZM40 236V238H39ZM96 236L97 239H100V240H97L96 238H94ZM111 236V237H110ZM114 236V237H113ZM121 236V237H119ZM164 236V235H162ZM32 237V238H31ZM47 237V239H46ZM60 237V238H59ZM65 237V238H64ZM119 237V238H118ZM248 237V238H247ZM23 238V239H22ZM67 238H70L68 239V241L66 240ZM94 238V239H93ZM128 242H127V240ZM162 238L165 240V242L162 240ZM161 240H160V249H164V247H167L168 245V236L166 235V239H165V236L162 237ZM218 238V239H217ZM223 238V239H222ZM26 239V240H25ZM30 239V240H29ZM53 239V241H52ZM84 239V240H83ZM89 239H92V240H89ZM122 239V240H121ZM24 242H23V241ZM35 240V242H34ZM38 240V241H37ZM45 242H44V241ZM46 240L49 242H46ZM75 240V241H74ZM97 240V241H95ZM109 240V241H108ZM111 240V241H110ZM125 240V241H124ZM259 240V241H258ZM28 241L30 242L28 244ZM31 241H32V245H31ZM56 241V242H55ZM64 241V242H63ZM74 241V242H73ZM83 242V243H80V242ZM88 241V242H87ZM90 241V242H89ZM116 241V242H115ZM163 241V242H161ZM212 241V240H210ZM44 242V243H42ZM78 242V243H77ZM126 242V244H125ZM47 243V244H46ZM77 243V247H76V244ZM108 243V244H107ZM113 243V244H112ZM124 243V244H123ZM42 244V245H41ZM46 244V246H45ZM50 244V245H48ZM53 244V245H52ZM67 244V245H66ZM102 244V245H101ZM111 244V245H110ZM118 244V245H117ZM128 244V246H127ZM132 244V245H131ZM162 244H164V247L162 246ZM167 244V245H166ZM170 244V243H169ZM225 244V243H224ZM223 244V245H224ZM24 245V246H23ZM66 245V246H65ZM98 245V246H97ZM106 245V246H105ZM113 245V246H112ZM117 245V246H116ZM166 245V246H165ZM28 246V247H27ZM40 246V248H39ZM48 246V247H47ZM53 246V247H52ZM57 246V247H56ZM62 246V247H60ZM69 246V247H68ZM72 246V247H71ZM79 246V247H78ZM85 246V247H84ZM100 246V247H99ZM102 246V247H101ZM162 246V247H161ZM170 245H168L169 247ZM222 246V247H220ZM251 246V247H250ZM257 246V247H256ZM260 246V247H259ZM31 247V248H30ZM42 247H43V250H42ZM46 248V252L44 251ZM59 247V249H58ZM111 247V248H109ZM130 247V248H129ZM220 247V248H219ZM224 247V248H223ZM21 250H19V249ZM51 248V249H50ZM53 248V249H52ZM57 248V250H56ZM63 250H61V249ZM66 250H65V249ZM75 248H77L76 251ZM80 251H79V249ZM84 248V249H83ZM94 248V249H93ZM96 248V249H95ZM112 248H114L112 250ZM222 248V249H221ZM261 248V249H260ZM34 249V250H33ZM74 249V250H73ZM252 249V250H251ZM29 252H25V251H28ZM36 250V252H35ZM52 250V251H51ZM61 250V251H60ZM69 250V251H68ZM89 250V251H88ZM246 250V251H247ZM250 250V252H249ZM17 251H20V252H17ZM32 251V252H31ZM48 251V252H47ZM50 251V252H49ZM74 251V252H73ZM105 251V252H104ZM109 252V254L107 252ZM118 251V252H117ZM224 251V252H223ZM17 252V255L15 254ZM45 252V253H44ZM68 252H72V255L70 256V254ZM77 252V254H76ZM97 252V253H96ZM101 252V253H99ZM128 252V253H127ZM169 252V250H168ZM256 252V254H255ZM28 253V254H26ZM35 253V255L33 254ZM38 253V254H37ZM41 253V254H40ZM48 253V254H47ZM51 253V254H50ZM75 253V254H74ZM82 253H86L88 255V259H87V255L83 254L84 258L83 257H80L79 254H81L82 256ZM93 253V254H92ZM119 253V254H118ZM130 253V254H129ZM164 253V254H163ZM207 253V254H206ZM224 253V254H223ZM24 254V255H22ZM45 254V255H43ZM56 254V255H55ZM99 254V256H98ZM106 254H108L109 256H107ZM163 256H162V255ZM261 254V256L259 255ZM16 255V256H15ZM20 257H19V256ZM27 255V256H25ZM32 255L34 256L32 258ZM67 257H65V256ZM75 255V257H77L76 255H78V257L82 258L80 260H76L75 257L73 256ZM114 255V256H113ZM165 255V256H164ZM209 255V256H208ZM213 254H211V256H214ZM217 255H219L217 257ZM258 255V256H257ZM14 256L17 260V261H14ZM22 256V258H21ZM45 256V257H44ZM51 256V257H50ZM63 256V257H62ZM72 256H73V260H72ZM94 256V257H93ZM96 256V258H95ZM106 256V257H105ZM160 256L156 262V264L159 262H161V264H170L171 262H168L170 261L168 259L169 257V253L166 254V252H161L160 253ZM167 256V258H166ZM189 256V257H188ZM192 258H191V257ZM257 256V257H256ZM19 257V258H18ZM25 257V258H24ZM38 257V258H37ZM68 259L69 257L71 258L70 260V263H68L66 260ZM92 257V258H90ZM164 257V258H162ZM11 258H13L12 260H10ZM18 258V259H17ZM32 258V259H31ZM57 258V259H56ZM115 260H114V259ZM129 258V259H128ZM216 260H215V259ZM221 258V259H220ZM259 258V259H258ZM35 259V260H34ZM43 261H41V260ZM50 261H49V260ZM61 259V260H60ZM63 259L66 260V263L65 261H62ZM118 261H117V260ZM133 259V260H132ZM163 259V260H162ZM167 259V260H166ZM193 259V260H192ZM197 261H195V260ZM254 259V260H253ZM263 259V260H262ZM38 260V262H37ZM84 260V261H83ZM95 260V261H94ZM105 260V261H104ZM109 260V261H108ZM166 260V261H165ZM223 260V261H222ZM256 260V262H255ZM258 260V261H257ZM10 261V262H9ZM55 261V262H54ZM89 262H92V263H88ZM94 261V262H93ZM104 261V262H103ZM138 261V260H136ZM135 261V263H136ZM163 261V263H162ZM192 261V262H191ZM215 261V262H214ZM255 263H254V262ZM263 261V263H262ZM2 262V263H1ZM22 262V263H21ZM33 262V263H32ZM140 261H138L137 263L139 264ZM166 262V263H165ZM197 262V263H196ZM222 262V263H220ZM16 263V264H17ZM28 263V264H29ZM57 263V264H59ZM136 263V264H137ZM177 264V262H173L171 264ZM141 264V262H140ZM159 264V263H158Z\"/></svg>",
  "mask_w": 264,
  "mask_h": 264
},
{
  "label": "bare ground",
  "instance_id": "2",
  "mask_svg": "<svg viewBox=\"0 0 264 264\" xmlns=\"http://www.w3.org/2000/svg\"><path fill=\"white\" fill-rule=\"evenodd\" d=\"M15 0H13V2H14ZM24 1V0H23ZM34 1V0H33ZM55 2L57 1V0H54ZM62 1H65V2H67V3H69L67 6H73L72 4L74 3V1L75 0H62ZM77 1H79L80 2V0H77ZM88 1V0H87ZM86 1V2H87ZM90 1H94V2H100V3H102L106 8H104L106 11H107V13L109 14V15H111L110 16V19H111V21H110V23L112 24V22H113V25L114 24H117L116 26H118V27H116V29L117 30H115V32H116V40H117V37H118V39L121 41V43L129 50V52H132L131 54H133V56L135 57V59L138 61V62H142L143 64H141V65H144V68H145V70H148L149 72L148 73H150L151 72V74H152V72H154V77L156 78V80H159V82L158 83H160V85L162 86V88H163V94H161L162 96H164L165 97V99H166V106H165V109H164V111H159V110H157L156 111V109H154L155 107V105L157 106V104H156V100H157V96L155 97V99H152V101H153V103H151V104H149V103H146L145 105L143 104V106L141 107V108H139V110L137 111V113L134 115V110H133V108H136V106H137V104L139 105V103H137L136 104V106L135 107H133V105L130 107L129 106V104L130 103H128V105L127 106H129V108H132L130 111H132L131 112V116L130 117H127V119H126V117L124 118V116H120V115H118V116H115V117H112V119H109V116L107 115V114H105V115H107V116H100L99 115V117H98V119L100 118L102 121L104 120V121H108L109 122V120H110V122L111 121H113V123H115V124H117V125H120V126H124V125H126L128 122H127V120H130L129 122L132 124V125H134L135 126V124H140L142 121H144L145 120V116H146V114L147 113H149V112H151V111H153L154 112V110H155V117H156V119L157 118H159L161 121H156V122H159L160 124H162L161 122H163V120L165 121V125H166V123H171L172 124V131L171 132H173V137L171 138L172 139V144L173 143H175L176 144V147L174 148V153H172L171 154V157H170V159H168V158H166V156H165V154H163L162 156H164L165 157V159L163 158V157H161L159 154H160V151H161V153H164L161 149H155V148H159L160 146H159V144H158V142H157V146L158 147H156V146H154V139H153V144L151 143V145H153L155 148H149V150H160V151H158V156H156V155H154V151H152V152H150L147 148L148 147H145V144L148 142V140H147V142H143L142 141V139H140V137H134L133 136V134L132 133H130V134H132L131 136H133L134 137V139H132L131 140V136H130V141L132 142V146L134 147L135 146V150L133 149L131 152L129 151V157H130V159H131V161H130V163H132L131 165L133 166V168H131L130 170H134L132 173L131 172H129V171H127V172H129V174L131 173V175L132 176H129V174H127V172H126V174H127V176H129L128 178V180H124V182L126 183H129V185L131 184L132 186H133V189H134V191L136 190L137 191V189H139L138 191H139V193L141 194V196H139L140 197V200L138 199V201H140L141 203V206L138 204H135V202H134V205H137V206H140L141 207V210L140 211H142V212H135L134 210H133V212H135V213H142L139 217H141V218H143L142 220H143V225L145 226H143L144 228H143V233L142 234H138V235H134L133 236V241L132 242H130V243H133V258L134 259H136V260H138V261H140L141 262V264H156V262H157V260H158V258L159 257H161L160 256V253L161 252H166V254H168L169 253V257H168V259L170 260V261H168V262H171L172 263V261L173 262H177V264H180L181 263V261L183 262V260H184V258H185V256L186 255H192V257L193 258H195V259H200V258H203V257H201V255H202V253H204V251H206L207 249L209 250L210 248V250H209V252H211L210 253V256L209 257H215V247H216V245H217V243L215 244L213 241L215 240L214 238L216 237L215 235H216V233H220V231L219 232H217L216 230H218V229H221V233L223 234V237H224V243H220V244H222V246H224L225 247V253L226 254H224L225 255V260H227L230 264H252V262H250V260H249V258L251 257V255H250V257L246 254L247 252H248V250L246 249V246L248 245H246L245 244V241L247 240H245V236H246V232H245V230H246V228H245V225H247V224H245V223H248V221H249V218H248V220H246V214H248V213H246V209L248 208V203L246 202V195H248L249 193H251L250 192V189H252L251 187H246V186H248V185H250L249 183H253L252 182V180L254 179V178H256L253 174H250L249 176H248V174H246L248 177H250V176H254V178H251L252 180H250V182H247L248 181V179L247 178H245V175L244 176H242L241 175V177H243V178H245V185L246 186H244V185H241L242 184V181L241 180H239L238 178L236 179L235 177L238 175H236L234 178L236 179V180H239V181H241V186H238V187H236V184H237V182H239V181H235L232 177H229V176H227V174L224 172V169L225 168H223V165L221 164V162L222 163H224L223 161H222V159L220 160V158H219V156H218V154H217V148L215 149H213L212 147H211V145L210 144H207L206 143V141L204 142L203 140H201L202 138H200V135H199V133L201 134V132H199V131H197V132H199V133H196V132H193L190 128H189V126L187 125L188 123H186V121H185V119L184 118H186V116L184 117L183 116V110L181 111V100H179L180 99V97H179V95H180V93L178 94L177 93V90H175L176 88H179L178 86L179 85H175L174 86V84L168 79V76H166L163 72H161L160 71V67L157 69V67H155L154 65H153V63H152V61H150V59L146 56V54H145V52H144V50L143 49H141V47L139 46V44H140V42H139V44H138V41H137V39H136V36H134L133 35V31H132V29H133V27L132 28H130L129 27V25H128V22L126 23V21L128 20V19H130L129 17L127 18V20H126V18H125V20L123 19V16H127V14H125V15H123V9L121 10V8H124V7H121V6H123V5H121V4H123V1L124 0H90ZM89 1V2H90ZM121 1H122V3H121ZM16 2V1H15ZM18 2V1H17ZM20 2V1H19ZM43 2H45V1H43ZM52 2H53V0H52ZM52 2H51V4H52ZM54 2V3H55ZM58 2V1H57ZM60 2V1H59ZM76 2V1H75ZM85 2V1H84ZM49 3H50V1H49ZM64 3V2H63ZM90 3H92V2H90ZM89 3V4H90ZM99 3V4H100ZM38 4V3H37ZM40 4V3H39ZM44 4H46V3H44ZM50 4V5H51ZM56 4V3H55ZM80 4H82V3H80ZM92 4H94L95 6H96V4H98V3H92ZM98 4V5H99ZM8 5V4H7ZM16 5V4H15ZM28 5V4H27ZM36 5V4H35ZM54 5V4H53ZM75 5V4H74ZM77 5V4H76ZM84 5H86L85 3H84ZM83 5V6H84ZM121 5V6H120ZM127 5V4H126ZM9 6V5H8ZM18 6V5H17ZM20 6V5H19ZM25 6V5H24ZM37 6V5H36ZM44 6H46V5H44ZM48 6V5H47ZM55 6V5H54ZM58 6V9H59V4L57 5ZM79 7H80V5H78ZM27 7V6H26ZM51 7V6H50ZM56 7V6H55ZM74 7V6H73ZM81 7H82V5H81ZM80 7V8H81ZM84 7H86V6H84ZM98 7V6H97ZM97 7H95L96 9V11L98 10V8ZM101 7V6H100ZM99 7V9H101V11L99 10V12H102L103 10H102V8H100ZM20 8V7H19ZM22 8V7H21ZM35 8V7H34ZM33 8V9H34ZM45 8V7H44ZM43 8V9H44ZM47 8V7H46ZM48 8H49V6H48ZM47 8V9H48ZM63 8V7H62ZM65 8V7H64ZM68 8H70V7H68ZM77 8V7H76ZM87 8H89V6L87 7ZM8 9V8H7ZM17 9V8H16ZM23 9H26V8H23ZM40 9H42V8H40ZM51 9H52V7H51ZM54 9H56L57 10V8H53V10ZM79 9V8H78ZM84 9H86V8H84ZM125 9V8H124ZM15 10V9H14ZM19 10V9H18ZM32 10V9H31ZM35 10V9H34ZM55 10V11H56ZM60 10V9H59ZM62 10V9H61ZM68 10V9H67ZM73 11H74V9H72ZM76 10V9H75ZM94 10V9H93ZM104 10V11H105ZM126 10V9H125ZM124 10V11H125ZM37 11V10H36ZM43 11V10H42ZM50 11H52V10H50ZM50 11H48V12H50ZM73 11H71V8H70V10H69V12H70V15L71 14H73L74 12ZM85 11H87V10H85ZM89 11V10H88ZM87 11V12H88ZM90 11H92V8H90ZM89 11V12H90ZM18 12V11H17ZM24 12H25V10H24ZM45 12H47V11H45L44 10V12H42L43 14L45 13ZM56 12H58V11H56ZM69 12L67 13V14H65V16H63V18L61 19V21L63 22V27H64V29H66L67 28V32L65 31V32H63V29H62V26L59 24V23H62V22H59V20L56 22L58 25H60V28H61V30H59L61 33L63 32V33H67L68 35H69V31L74 27H72V25H74V24H71V22L74 20L75 21V19H77V17H79V13H82V10L80 11L79 10V12H78V14H77V17L74 19V17L76 16V15H74V17H73V15H71V17H69L70 15H69ZM77 11H75V13H76ZM19 13H21L20 11H19ZM27 13V12H26ZM41 13V10L39 11V14ZM41 13V14H42ZM52 13H54L53 15L56 17V18H58L57 17V15H55V12L53 11ZM62 13V12H61ZM63 13H65V12H63ZM74 13V14H75ZM93 14H94V12H92ZM104 13V12H103ZM106 13V12H105ZM104 13V14H105ZM106 13V14H107ZM124 13H126V11L124 12ZM14 14V13H13ZM29 14V13H28ZM38 14V15H39ZM42 14V15H43ZM57 14V13H56ZM88 14V13H87ZM86 13H85V15H87ZM95 14H96V12H95ZM102 14V13H101ZM107 14V15H108ZM21 18L23 17V15H25V14H23V11H22V14H18ZM22 15V16H21ZM29 15H31V14H29ZM35 15H37V14H35ZM37 15V16H38ZM52 15V14H51ZM67 15V16H66ZM84 15V16H85ZM90 15V14H89ZM97 15V14H96ZM95 15V16H96ZM103 15V14H102ZM107 15H106V17H107ZM46 16V15H45ZM45 16H43V17H45ZM48 16H49V14L47 15V18H48ZM53 16V17H54ZM59 16V15H58ZM61 16V15H60ZM60 16H59V18H60ZM83 16V15H82ZM82 16H80L81 18H83ZM93 16V15H92ZM92 16H90L89 18L87 17V19H89V21H92ZM99 16V15H98ZM105 16V15H104ZM26 16H24L23 18H25ZM46 18V19H47ZM50 18H51V16H50ZM49 18V19H50ZM80 18V20H82L83 21V19H81ZM96 18V17H95ZM102 18V16L100 17V19ZM16 20H17V17L15 18ZM37 19V18H36ZM53 19H55V18H53ZM52 19V20H53ZM86 19V18H85ZM87 19H86V22H87ZM94 19V18H93ZM98 19V18H97ZM103 19V18H102ZM109 19V20H110ZM25 20V19H24ZM30 20H31V18H30ZM33 20H34V18H33ZM43 20V19H42ZM48 20V19H47ZM99 20V19H98ZM104 20V19H103ZM19 21H21V20H19ZM49 21H51V20H49ZM55 21H56V19H55ZM81 21V22H82ZM97 21V20H96ZM96 21H95V23H96ZM136 21V20H135ZM24 22H26V21H24ZM43 22V21H42ZM59 22V23H58ZM76 22H78L77 20H76ZM80 22V23H81ZM85 22V21H84ZM98 22V21H97ZM101 22H102V20H101ZM132 22V21H131ZM133 22H134V20H133ZM132 22V23H133ZM23 23V22H22ZM27 23V22H26ZM37 23V22H36ZM35 23V24H36ZM39 23V22H38ZM46 23V22H45ZM56 23H55V26H56ZM73 23V22H72ZM75 23V22H74ZM89 25H90V23L89 22H87ZM86 23V24H87ZM103 23V22H102ZM105 23H107V20H106V22ZM109 23V22H108ZM109 23V24H110ZM135 23V22H134ZM42 24V23H41ZM51 24V23H50ZM54 24V23H53ZM110 24V25H111ZM138 24V23H137ZM143 25H144V23H142ZM21 25V24H20ZM39 25V24H38ZM37 25V26H38ZM52 25V24H51ZM88 25V26H89ZM92 25H93V23H92ZM99 25L100 26H104V24L102 25L101 23H100V21H99ZM98 25V26H99ZM106 25H108V24H106ZM105 25V26H106ZM109 25V26H110ZM131 25V24H130ZM139 25H140V22H139ZM143 25H142V27H143ZM24 26V25H23ZM49 26V25H48ZM54 26V25H53ZM76 27L78 26V25H75ZM81 26V25H80ZM87 26V27H88ZM97 26V25H96ZM95 26V27H96ZM97 26V27H98ZM99 26V27H100ZM104 26V27H105ZM115 26V25H114ZM114 26H112V27H114ZM36 27V26H35ZM39 27V26H38ZM37 27V28H38ZM44 27H45V25H44ZM66 27V28H65ZM72 27V28H71ZM86 27V28H87ZM107 27V26H106ZM139 27V26H138ZM46 28V27H45ZM75 28V27H74ZM102 28V27H101ZM101 28L99 29V30H101ZM115 28V27H114ZM114 28H112V29H114ZM146 28V27H145ZM47 29V28H46ZM55 29V28H54ZM59 29V27L57 28V30ZM76 29H78V28H76ZM94 30H95V28H93ZM104 29V28H103ZM108 29H110L109 31H107ZM29 30V29H28ZM40 30H41V28H40ZM84 30H85V28H84ZM94 30H93V32H94ZM97 30H98V28H97ZM144 30V29H143ZM36 31V30H35ZM47 31H48V29H47ZM55 31V30H54ZM76 31H77V33H76ZM83 31V30H82ZM82 31H80V33H82ZM86 31V30H85ZM90 31H92V30H89V33H90ZM137 31V30H136ZM142 31V30H141ZM146 31V30H145ZM32 32V31H31ZM42 32V31H41ZM60 32H59V34L58 35H60ZM79 31L78 30H75V33L76 34H79L78 33ZM97 32V31H96ZM113 31L111 30V28L109 27V28H105L104 29V31L102 32V34L100 33V31H99V33H96V35L97 34H101L102 36H105V38H106V36H108V39L106 38V39H104V37L102 38L101 36H96L95 37V43H97V39L98 40H101V39H99V38H102L103 40H105V41H108V40H110L109 38V36H111L113 33H112ZM55 33H56V31H55ZM55 33L53 34V35H55ZM71 34H70V37H69V39H70V41L75 37V33H73L72 31L70 32ZM72 33H73V38H71L72 37ZM89 33H87L86 32V34H89ZM112 33V34H111ZM145 33V32H144ZM45 34V33H44ZM83 34H85V33H83ZM111 34V35H110ZM62 35V34H61ZM65 34H63V36H64ZM68 35H66L67 37H68ZM146 35V34H145ZM46 36V35H45ZM63 36H59V37H61V38H63ZM66 36L64 37V39H62V41L64 40V42H66V43H68L69 45H70V43L71 42H73L74 43V41L72 40L71 42L69 41V42H67V40L66 39H68V38H66ZM81 36H85V35H81ZM90 36V35H89ZM92 36H94L93 34H92ZM113 36H114V34H113ZM113 36H111V38L113 37ZM48 37V36H47ZM55 37V36H54ZM57 37V36H56ZM57 38V39H60V38ZM142 37V36H141ZM143 37H145V36H143ZM66 38V39H65ZM76 39H79V35H78V37H77V35H76V37H75ZM74 38V39H75ZM81 38V37H80ZM83 38H85V37H83ZM87 38H88V35H87ZM90 39H92V37H89ZM97 38V39H96ZM115 37H113V39H114ZM56 39V38H55ZM54 39V41H56ZM68 39V40H69ZM82 39V38H81ZM81 39H80V41L79 40H76V43H78V41L80 42V43H78L77 45L78 46H80V47H78L81 51L82 50H86V48H87V46H88V48H89V45H87V44H92V45H90V48H93V46L95 45H93V43H90L89 42V40H87V39H85V40H87L89 43H87L86 45H85V43H84V47H83V44H82V47H83V49L81 48ZM43 40V39H42ZM83 40V39H82ZM103 40H101V42H103ZM51 41V40H50ZM58 41V40H57ZM56 41V42H57ZM59 41H61V40H59ZM58 41V42H59ZM90 41H92V40H90ZM114 41V40H113ZM112 40L111 41H108V42H113ZM120 41H118V42H120ZM93 42V41H92ZM101 42H99L98 41V44H100L101 45ZM115 42V41H114ZM144 42V41H143ZM44 43H46V42H44ZM50 43L51 42H49V45H50ZM52 43H54V42H52ZM72 43V45L71 46H74V44ZM104 43V42H103ZM106 43V42H105ZM142 43V42H141ZM47 44V43H46ZM56 44V43H55ZM62 43H60V45H61ZM65 43H63V45H64ZM67 44V45H68ZM97 44V45H98ZM107 45L108 44H110V43H106ZM52 46H53V44H51ZM51 45H50V49H51ZM66 45V44H65ZM65 45H64V47H65ZM120 45V44H119ZM57 46L59 47V43H58V45H56V47H55V45H54V47L56 48V50H58L57 49ZM96 46V45H95ZM103 46H104V44H103ZM103 46L101 45V47L103 48ZM106 46V45H105ZM109 46V45H108ZM110 46H111V44H110ZM61 48H63L62 46H60ZM59 47V48H60ZM117 47H119V46H117ZM116 47V48H117ZM125 47H124V49H125ZM47 48H48V45H47ZM59 49V53H58V55L57 56H59V55H65L66 56V54H65V52L63 51V50H65V49ZM67 48H69L68 46L66 47V49ZM73 48H77V46H75V47H71L70 49H72L71 50V54H70V51H66V53H67V56L68 57H70V55H72L73 57H75L76 55H74V53L73 52H76V50H73ZM87 48V49H88ZM102 48H99L98 49V47L96 48V49H98V51L99 50H101ZM105 48V47H104ZM108 48H110V47H108ZM107 48V49H108ZM112 48V47H111ZM114 48V47H113ZM116 48H114V51H115V49ZM120 48V47H119ZM53 49V48H52ZM51 49V50H52ZM106 49V48H105ZM106 49V50H107ZM54 50V49H53ZM89 50V49H88ZM92 50H94V48L92 49ZM104 49H102V51H103ZM106 50H104L106 53H107V51ZM120 50V49H119ZM123 50V47H122V49L120 50V51H122ZM146 50V49H145ZM152 50V49H151ZM60 51H62V53L60 52ZM97 50H95V51H93V52H96ZM103 51V52H104ZM112 51V50H111ZM117 51V50H116ZM125 51V50H124ZM123 51V52H124ZM127 51V50H126ZM125 51V52H126ZM154 51H156V50H154ZM54 51H52L51 53H53ZM68 52H69V54H68ZM87 52H92V51H87ZM118 52V51H117ZM128 52V51H127ZM128 52V53H129ZM19 53V52H18ZM50 53V54H51ZM54 53H56V52H54ZM54 53H53V55H54ZM61 53V54H60ZM83 53H84V51H83ZM82 53V54H83ZM86 53V52H85ZM99 53V52H98ZM98 53H96L97 54V56H98ZM105 53V54H106ZM110 53V52H109ZM150 53V52H149ZM154 53V52H153ZM160 53V52H159ZM163 53V52H162ZM20 54V53H19ZM18 54V55H19ZM23 53H21V55H22ZM49 54V55H50ZM81 54V55H82ZM89 54V53H88ZM93 54V53H92ZM95 54V53H94ZM95 54V55H96ZM100 54V53H99ZM117 54V53H116ZM119 54L121 55V53L119 52ZM125 54V53H124ZM130 54V53H129ZM52 55V54H51ZM52 55V56H53ZM56 55V54H55ZM86 55V54H85ZM85 55H84V57H85ZM101 55V54H100ZM102 55L104 56V54L102 53ZM101 55V56H102ZM110 55H112V54H110ZM109 55V56H110ZM123 55V54H122ZM126 55H128V54H126ZM150 55H152V54H150ZM22 56H24V55H22ZM21 56V57H22ZM26 57H27V55H25ZM51 56V60H53V57ZM87 56V55H86ZM117 56V55H116ZM116 56H114V57H116ZM119 56V55H118ZM149 56V55H148ZM161 56V55H160ZM20 57V56H19ZM62 57V56H61ZM72 57V61L74 60V58ZM163 57V56H162ZM23 58V57H22ZM54 58H56V59H58V57H56V56H54ZM63 58V57H62ZM62 58L60 59V57H59V62H58V64L60 63V61H61V63L64 61V59H63V61H62ZM88 58H89V56H88ZM90 58H92V57H90ZM94 58V57H93ZM97 58V57H96ZM109 58V57H108ZM117 58V57H116ZM123 58V57H122ZM129 58H131V57H129ZM167 58V57H166ZM25 59H27V58H25ZM24 59V60H25ZM56 59H54V61L56 60ZM68 59V58H67ZM85 59V58H84ZM97 59H99V57L97 58ZM102 59H103V57H102ZM151 59H152V57H151ZM69 60V59H68ZM78 59H76V61H77ZM94 60V59H93ZM111 60V59H110ZM113 60V59H112ZM115 60V59H114ZM117 60V59H116ZM127 60V59H126ZM20 62L21 61H23V60H21V58H20V60H19ZM70 61V60H69ZM75 61V60H74ZM74 61L72 62L73 64H75L74 63ZM75 61V62H76ZM87 61V60H86ZM120 61H121V58H120ZM154 61V60H153ZM162 61V60H161ZM165 61V60H164ZM164 61H162V62H164ZM24 62L25 61H23V64H24ZM51 62V61H50ZM56 62H57V60L55 61V64H56ZM79 62L80 61H78V63L77 64H79ZM96 62V61H95ZM116 62V61H115ZM160 62V61H159ZM54 63V62H53ZM64 63V62H63ZM66 63H70V65H66V69H70V68H72L71 67V62H68L67 60H66V62L64 63V64H62V65H65ZM94 63V62H93ZM103 63V62H102ZM133 63H134V61H133ZM132 63V64H133ZM167 63V62H166ZM14 64V63H13ZM12 64V65H13ZM17 64H20L19 62L18 63H16V65ZM52 64V63H51ZM76 64V65H77ZM99 64V63H98ZM119 64H121V63H119ZM124 64V63H123ZM139 64V63H138ZM160 64V63H159ZM158 64V65H159ZM108 65V64H107ZM107 65H105V66H107ZM126 65V64H125ZM156 65H157V63H156ZM20 66V65H19ZM18 66V67H19ZM24 66V65H23ZM25 66H29V64L28 65H26V63H25ZM52 66V65H51ZM54 66V65H53ZM55 66H57V64L55 65ZM54 66V67H55ZM59 66H60V64H59ZM75 66V65H74ZM89 66V65H88ZM134 66V65H133ZM137 66V65H136ZM159 66H161V65H159ZM22 66H20V68H21ZM27 67H25V69L27 68ZM58 67V66H57ZM56 67V68H57ZM68 67V68H67ZM70 67V68H69ZM118 67H120V66H118ZM129 67V66H128ZM167 67V66H166ZM13 68V67H12ZM20 68H18V69H20ZM24 68V67H23ZM30 67H28V69H29ZM64 69L62 66L59 68V69ZM73 68H75V67H73ZM73 68H72V70H71V73H69L68 72V74H70V76H71V74H72V77L71 78H73V75L75 76V74H76V72H75V70H73ZM111 68H113V66L111 67ZM121 68V67H120ZM134 68V67H133ZM140 68V67H139ZM139 68H138V70H139ZM14 69L16 70V67H14ZM58 69V68H57ZM66 69L64 70L65 72H67L66 71ZM75 69H79L78 68V65H77V68H75ZM123 69V68H122ZM167 69V68H166ZM14 70V71H15ZM23 70V69H22ZM22 70H20V72H24V73H26L25 71H22ZM84 70V69H83ZM112 70V69H111ZM115 70V69H114ZM14 71L12 72L11 71V73H13L14 74ZM17 71V70H16ZM30 71V69L29 70H27V73ZM58 71V70H57ZM72 71H74L75 72V74H73L72 73ZM77 71V70H76ZM79 71V70H78ZM81 71V70H80ZM87 71V70H86ZM133 71H135V70H133ZM142 71V70H141ZM19 72V71H18ZM111 72V71H110ZM147 72V71H146ZM24 73H22L23 74V76L25 75ZM82 73V72H81ZM80 73V74H81ZM86 73V72H85ZM125 73V72H124ZM128 73H130V72H128ZM142 73V72H141ZM166 73H167V71H166ZM20 74V75H19ZM18 75H19V77L20 76H22V74L21 73H19ZM68 74H65V75H67L68 76ZM79 74V75H80ZM112 74V73H111ZM123 74V73H122ZM85 75V74H84ZM120 75V74H119ZM153 75V74H152ZM22 76V77H23ZM28 76V75H27ZM67 76H65V77H67ZM78 76V75H77ZM112 76V75H111ZM116 76H117V74H116ZM143 76V75H142ZM26 77V76H25ZM25 77H23L22 79L24 80V78ZM79 78H81L80 76H78ZM78 77H77V80H75L74 78V80L75 81H79L78 80ZM115 77V76H114ZM122 77V76H121ZM128 78H129V76H127ZM131 77V76H130ZM137 77V76H136ZM144 77V76H143ZM151 77V76H150ZM70 78V79H71ZM83 78V77H82ZM112 78V77H111ZM141 78V77H140ZM149 78V77H148ZM67 79H68V77H67ZM113 79H116V78H113ZM130 79V78H129ZM132 79H134V78H132ZM131 79V80H132ZM173 79V78H172ZM26 80V79H25ZM24 80V81H25ZM82 80V79H81ZM109 80H110V77H109ZM124 80V79H123ZM144 80V79H143ZM142 80V81H143ZM146 80V79H145ZM144 80V81H145ZM153 80V79H152ZM155 80V81H156ZM70 81V80H69ZM71 81H72V79H71ZM74 81V82H75ZM106 81H108V79L106 80ZM117 81V80H116ZM125 82L127 81V80H124ZM129 81V80H128ZM135 81V80H134ZM149 81V80H148ZM155 81H154V83H155ZM26 82H27V80H26ZM63 82H65V80L63 81ZM80 82V81H79ZM114 82H115V80H114ZM140 82V81H139ZM138 82V83H139ZM109 83V82H108ZM116 83V82H115ZM114 83V84H115ZM119 83V82H118ZM120 83H122L121 82V80H120ZM142 83V82H141ZM147 84H148V82H146ZM177 84H180L181 82H179L178 83V81L176 82ZM133 84V83H132ZM131 84V85H132ZM145 84V83H144ZM147 84H145V85H147ZM14 85V84H13ZM12 85V86H13ZM26 85V84H25ZM103 85H105V84H103ZM106 85H107V83H106ZM118 85H120V84H118ZM137 85V84H136ZM211 85V84H210ZM27 86H28V84H27ZM27 86H26V88H27ZM84 86V88L85 89H87L86 87H85V85H83ZM139 86H142L141 84L139 85ZM151 86V85H150ZM185 86V85H184ZM184 86H182V87H184ZM187 86V85H186ZM185 86V87H186ZM13 87H16L17 88V85L15 86H13ZM30 87V86H29ZM28 87V88H29ZM109 86H107V88H108ZM116 86H113L112 88H115ZM119 87V86H118ZM130 87V86H129ZM134 87V86H133ZM148 87V86H147ZM146 87V88H147ZM15 88V89H16ZM89 88V87H88ZM120 88V87H119ZM131 88V87H130ZM143 88V87H142ZM109 89V88H108ZM107 89V90H108ZM122 89V88H121ZM127 89V88H126ZM135 89H136V92H140V91H142L141 90V87H137L136 88V86H135ZM135 89H133L134 91H135ZM149 89H150V87H149ZM158 89V88H157ZM179 89H181V88H179ZM185 89V88H184ZM187 89V88H186ZM91 90V89H90ZM93 90V89H92ZM103 90V89H102ZM110 90V89H109ZM108 90V91H109ZM118 90V89H117ZM117 90H116V92H117ZM128 90H130V89H128ZM143 90H144V88H143ZM147 90H148V88H147ZM151 90V89H150ZM162 90V89H161ZM87 91V90H86ZM112 91V90H111ZM131 91H132V89H131ZM157 91V90H156ZM176 91V92H175ZM183 91V90H182ZM188 91H189V89H188ZM208 91V90H207ZM212 91V90H211ZM214 91H215V89H214ZM4 91H2L1 93H3ZM88 92V91H87ZM120 92H121V90H120ZM147 92V91H146ZM149 92V91H148ZM152 92V91H151ZM185 92V91H184ZM90 93V92H89ZM89 93H88V96H89ZM97 93V92H96ZM100 93V92H99ZM111 93V92H110ZM131 93H133V92H131ZM135 93V92H134ZM133 93V94H134ZM141 93V92H140ZM154 93V92H153ZM206 94H207V92H205ZM210 93V92H209ZM95 94V93H94ZM94 94H92V95H94ZM115 93H113V95H114ZM146 94V93H145ZM155 94H156V92H155ZM122 95H124V94H122ZM126 95V94H125ZM130 95H132V94H130ZM130 95H128V96H130ZM138 95H140V94H138ZM149 95V94H148ZM188 95V94H187ZM208 95V94H207ZM19 96V95H18ZM87 96V95H86ZM95 96V95H94ZM97 96V95H96ZM96 96H95V100H97L96 99ZM117 96H118V94H117ZM120 96H121V94H120ZM143 96V95H142ZM151 96V95H150ZM150 96H148L150 99H151V97ZM183 96V95H182ZM185 96V95H184ZM189 96V95H188ZM3 97V96H2ZM5 97V96H4ZM90 97V96H89ZM93 97V96H92ZM102 97V96H101ZM105 97V96H104ZM160 97V96H159ZM178 97H179V99H178ZM9 98V97H8ZM11 98L12 97H10V100L9 101H11ZM14 98V97H13ZM22 98V97H21ZM24 98V97H23ZM28 98H30V97H28ZM27 98V99H28ZM34 98V97H33ZM83 98H85V97H83ZM114 98V97H113ZM124 98V97H123ZM138 98H139V96H138ZM137 98V100H139ZM144 98V97H143ZM185 98V97H184ZM207 98V97H206ZM218 98V97H217ZM216 98V99H217ZM14 99H16V100H18L16 97L14 98ZM14 99H12V100H14ZM82 99V98H81ZM106 99V98H105ZM121 99H122V96H121ZM120 99V100H121ZM133 99V98H132ZM144 99H146V98H144ZM209 99V98H208ZM3 100H7V99H3ZM83 100H85V99H83ZM89 100H94L93 98L92 99H89ZM143 100V99H142ZM149 100V99H148ZM154 100H155V105L153 106L152 104H154ZM185 100H186V98H185ZM189 100V99H188ZM188 100H186L185 102H187ZM21 101V100H20ZM28 101V100H27ZM39 101V100H38ZM41 101V100H40ZM100 101H102V99L100 100ZM110 101V100H109ZM112 101H115V100H113L112 99ZM129 101H131V99L129 98ZM128 101V102H129ZM133 101V100H132ZM139 101H141V98H140V100ZM151 100H150V102H152ZM182 101H184L183 99H182ZM189 101H191V99L189 100ZM206 101V100H205ZM210 101V100H209ZM217 101V100H216ZM218 101H220L219 99H218ZM217 101V102H218ZM7 102V101H6ZM18 102V101H17ZM32 102V101H31ZM36 102V101H35ZM92 102H95V101H92ZM119 102V101H118ZM121 102V101H120ZM123 102V101H122ZM149 102V101H148ZM160 102V101H159ZM165 102V101H164ZM215 101H213V103H214ZM4 103H5V101H4ZM16 103V102H15ZM14 103V104H15ZM34 103V102H33ZM38 103V107L36 106V112H37V114H38V111H41V110H37V109H39V105H41V104H39V102H37ZM41 103V102H40ZM46 103V102H45ZM79 103V104H78ZM77 104H76V109H77V106L78 105H80V103H83V102H78ZM90 103V102H89ZM97 103V102H96ZM102 103V102H101ZM111 103V102H110ZM113 103V102H112ZM115 103V102H114ZM142 103V102H141ZM140 103V104H141ZM144 103V102H143ZM193 103V102H192ZM9 104H10V102H9ZM20 104V103H19ZM23 104V103H22ZM21 104V105H22ZM35 104L36 103H34V107H35ZM48 104V103H47ZM94 104V103H93ZM119 104H121V103H119ZM132 104V103H131ZM185 104H187V103H185ZM185 104L183 105V106H185ZM212 104V103H211ZM210 104V105H211ZM216 104V103H215ZM218 104V103H217ZM2 105H5V104H3V101H0V108L2 107L3 109H4V107L5 106H2ZM6 105H8V104H6ZM16 105L18 106V103H16ZM16 105H14L16 108H17V106ZM21 105H19V106H21ZM29 105H30V103H29ZM29 105H27V106H29ZM49 105H51V104H49ZM114 105V104H113ZM116 105V104H115ZM124 104H122V106H123ZM134 105H135V103H134ZM191 105V104H190ZM189 105V106H190ZM206 105V104H205ZM209 105V104H208ZM209 105V106H210ZM218 105H221V104H218ZM13 106V107H14ZM25 106H26V104H25ZM51 106H53V105H51ZM50 106V107H51ZM71 107L73 106V105H70ZM81 106L83 107V105H80V108H81ZM84 106H85V103H84ZM87 106V105H86ZM85 106V107H86ZM94 106V105H93ZM95 106H96V104H95ZM95 106H94V108H95ZM127 106H124V107H127ZM144 106H147V107H144ZM163 106V105H162ZM192 106V105H191ZM209 106H208V108H209ZM214 106V105H213ZM217 106V105H216ZM222 106V105H221ZM12 107V106H11ZM10 107V110H12V108ZM30 107V106H29ZM41 107V106H40ZM42 107H45V106H42ZM55 107V106H54ZM70 107V108H71ZM79 107V106H78ZM98 107V106H97ZM100 107V106H99ZM123 107V108H124ZM159 107H160V105H159ZM206 107H207V105H206ZM210 107H212V106H210ZM215 107V106H214ZM223 107H224V103H223ZM8 108V107H7ZM6 108V109H7ZM19 108V107H18ZM22 108H24L23 106H22ZM31 108V107H30ZM47 107H45V109H46ZM66 108V107H65ZM86 108H88V107H86ZM85 108V109H86ZM112 108V107H111ZM115 108V107H114ZM119 108H121V107H119ZM164 108V107H163ZM185 108V107H184ZM183 108V109H184ZM187 108V107H186ZM186 108H185V110H186ZM189 108V107H188ZM201 108V107H200ZM6 109H5V112H6ZM15 109V108H14ZM25 109H26V107H25ZM34 109H32L33 111H34ZM43 109V108H42ZM79 109V108H78ZM78 109H77V111H78ZM92 110H93V108H91ZM99 109V108H98ZM158 109V108H157ZM204 109V108H203ZM215 109V108H214ZM9 110V111H10ZM19 110V109H18ZM17 110V111H18ZM22 110V109H21ZM21 110H19L20 111V113H21ZM24 110V109H23ZM56 110V109H55ZM58 110V109H57ZM60 110H62V109H60ZM81 110H82V108H81ZM84 110V109H83ZM103 110V109H102ZM190 110V109H189ZM194 110V109H193ZM210 110V109H209ZM224 110V109H223ZM0 111L1 112H3L4 113V110L2 111L1 109H0ZM9 111L7 112L8 114H9ZM33 111H31V112H33ZM44 111V110H43ZM48 110H46V112H47ZM49 111H51V110H49ZM87 111V110H86ZM99 111V110H98ZM118 111V110H117ZM122 111V110H121ZM121 111H120V113H121ZM126 111V110H125ZM188 111V110H187ZM187 111H185V113L187 112ZM192 111V110H191ZM190 111V112H191ZM207 111V110H206ZM227 111V110H226ZM14 112V111H13ZM13 112H12V115H14L15 114V116H16V110H15V112H14V114H13ZM23 112V111H22ZM24 112H26L25 114H27L28 113V111H24ZM45 112V111H44ZM43 112V113H44ZM56 111H53V113H55ZM58 112H59V110H58ZM58 112H57V115H58ZM64 112H65V114L67 115V117H66V115H65V117L64 118H68V114L71 112V111H69V110H64ZM113 112V111H112ZM189 112V113H190ZM201 112H202V110H201ZM212 112V111H211ZM210 112V113H211ZM251 112V111H250ZM7 113H6V115H7ZM19 113V112H18ZM18 113H17V115H18ZM63 113V112H62ZM68 113V114H67ZM72 113H73V111H72ZM100 113H101V111H100ZM103 113V112H102ZM104 113H105V110H104ZM114 113V112H113ZM119 113V112H118ZM195 113V112H194ZM199 113H200V111H199ZM208 113V112H207ZM212 113H214V112H212ZM2 114V113H1ZM32 114V113H31ZM31 114L29 115L30 117H31ZM33 114H34V112H33ZM42 114V113H41ZM45 114V113H44ZM61 114V113H60ZM75 114V113H74ZM74 114H72V115H74ZM86 114V113H85ZM89 114H92V113H89ZM96 114V113H95ZM95 114L93 113L92 115H94L95 116ZM125 114V113H124ZM123 113H122V115H124ZM151 114V113H150ZM204 114V113H203ZM250 114V113H249ZM5 115V114H4ZM39 115V114H38ZM50 115V114H49ZM54 115H56V114H54ZM53 115V116H54ZM92 115H89V116H92ZM102 115V114H101ZM147 115H149V114H147ZM191 115V114H190ZM204 115H208V114H204ZM224 115V114H223ZM226 115V114H225ZM2 116H3V114H2ZM2 116H0V117H2ZM14 116V117H15ZM21 117H22V115H20ZM28 116V117H29ZM35 116V115H34ZM37 116V115H36ZM51 116V115H50ZM64 116V115H63ZM71 116V115H70ZM88 116V117H89ZM94 116H92V117H94ZM98 116V115H97ZM96 116V117H97ZM127 116V115H126ZM150 116V115H149ZM153 116V117H154ZM209 116V115H208ZM208 116H206L205 117V119H206V121H207V118H208ZM27 117V116H26ZM28 117H27V119H24V121L25 120H28ZM62 117V116H61ZM202 117H204V116H202ZM8 118H10V116L8 117ZM12 118H13V116H12ZM35 118V117H34ZM34 118H30V119H34ZM49 118V117H48ZM86 118V117H85ZM90 118V117H89ZM89 118L87 119L88 121H89ZM129 118V119H128ZM147 118V117H146ZM190 118V117H189ZM193 118V117H192ZM197 118V117H196ZM216 118V117H215ZM214 118V119H215ZM2 119V118H1ZM1 119H0V121H1ZM5 119V118H4ZM6 119H7V117H6ZM14 119H16V117L15 118H13L12 120H11V123H12V121H13V124H14ZM18 119H20V117H18ZM30 119H29V121H30ZM78 120H79V118H77ZM77 119H76V122H78L77 121ZM90 119H93V118H90ZM96 119V118H95ZM148 119V118H147ZM154 119V118H153ZM200 119V118H199ZM204 119V118H203ZM204 119V120H205ZM208 119H211V118H208ZM226 119V118H225ZM21 120V119H20ZM36 120H37V118H36ZM35 120V122H37ZM49 120H50V118H49ZM51 120H54V118L53 119H51ZM66 120V119H65ZM68 120V119H67ZM212 120V119H211ZM221 120V119H220ZM223 120V119H222ZM221 120V121H222ZM245 120V119H244ZM2 121H5V120H2ZM8 121V120H7ZM18 121V120H17ZM16 121V122H17ZM34 121V120H33ZM58 121V120H57ZM72 121H74V120H72ZM88 121H87V123H88ZM205 121V122H206ZM220 121V122H221ZM247 121H248V119H247ZM246 121V122H247ZM10 122V121H9ZM9 122H7V124L6 125H8L9 124ZM15 122V123H16ZM28 121H25V123H27ZM32 122V121H31ZM31 122H29V123H31ZM63 122H64V120H63ZM70 122V121H69ZM98 122L100 123V121L98 120ZM188 122V121H187ZM193 122V121H192ZM200 122H203V120L202 121H200ZM204 122V123H205ZM208 122V121H207ZM216 122V121H215ZM219 122V123H220ZM244 122V121H243ZM6 123V122H5ZM10 123V124H11ZM18 123H20L19 121H18ZM18 123H16V124H18ZM28 123V125H30ZM39 123V122H38ZM61 123V122H60ZM73 123V122H72ZM82 123V122H81ZM86 123V122H85ZM103 123H105V122H103ZM113 123L111 124L112 126H113ZM133 123H135V124H133ZM143 123V122H142ZM151 123V122H150ZM189 123H190V121H189ZM213 123V122H212ZM251 123H253V122H251ZM1 124H2V122H1ZM21 124H22V122H21ZM37 124V123H36ZM35 123L33 124L34 126L36 125ZM95 124H96V122H95ZM102 124V123H101ZM100 124V125H101ZM145 124V123H144ZM143 124V125H144ZM194 125H195V123H193ZM207 126H208V124L207 123H205ZM254 124V123H253ZM3 125H4V123H3ZM2 125V126H3ZM5 125V126H6ZM15 125V124H14ZM25 125V124H24ZM44 125V124H43ZM73 125V124H72ZM86 125H88V124H86ZM89 125H92V124H89ZM97 125V124H96ZM100 125H99V128H100ZM107 125V124H106ZM105 125V126H106ZM156 125H159V124H156ZM163 125V124H162ZM169 125V124H168ZM199 125V124H198ZM201 125V124H200ZM214 125V124H213ZM251 124H249V126H250ZM4 126V127H5ZM27 126V125H26ZM25 126V127H26ZM74 126H76V124L74 125ZM93 126H95V125H93ZM104 126V125H103ZM167 126V125H166ZM165 126V127H166ZM197 126V125H196ZM209 126H210V124H209ZM209 126L208 127H205L204 126V128H209ZM216 126V125H215ZM259 125H257V127H258ZM10 127H12V124L9 126V128ZM14 127V126H13ZM24 127V126H23ZM30 127V126H29ZM29 127H28V129H29ZM31 127H33L32 125H31ZM37 126H35V128H36ZM38 127H39V125H38ZM62 127V126H61ZM66 127V126H65ZM79 127V126H78ZM96 127V126H95ZM111 127V126H110ZM115 127V126H114ZM127 127V126H126ZM138 127H139V125H137L136 126V128L138 129ZM146 127V126H145ZM157 127H159V126H157ZM192 127V126H191ZM210 127H212V126H210ZM214 127V126H213ZM253 127H254V125H253ZM255 127H256V124H255ZM21 128H22V125H21ZM41 128V127H40ZM51 128V127H50ZM73 127H71V129H72ZM102 128V127H101ZM106 128V127H105ZM108 128V127H107ZM121 128V127H120ZM129 128V127H128ZM140 128V127H139ZM150 128H151V126H150ZM160 128H162V129H164L163 128V126H160ZM168 127H166V129H167ZM170 128H171V126H170ZM170 128H169V130H170ZM220 128V127H219ZM4 129V128H3ZM3 129H1V130H3ZM7 129H8V126H7ZM16 129V128H15ZM18 129V128H17ZM15 130V131H18V130ZM27 129V128H26ZM38 130H39V128H37ZM37 129H35V130H37ZM42 129H43V127H42ZM60 129V128H59ZM70 129V128H69ZM70 129V130H71ZM97 129V128H96ZM114 129V128H113ZM116 129V128H115ZM133 129H135V127L133 128ZM132 129V130H133ZM153 129V128H152ZM158 129V128H157ZM198 129V128H197ZM203 129V128H202ZM249 129V128H248ZM0 130V131H1ZM23 130V129H22ZM22 130H20V133H21V131ZM31 130H32V128H31ZM33 130H34V128H33ZM73 130H74V128H73ZM95 130V129H94ZM143 130V129H142ZM149 130V129H148ZM154 130V129H153ZM161 130V129H160ZM194 130V129H193ZM199 130H201V129H199ZM205 130V129H204ZM206 130H208V129H206ZM211 129H209V131H210ZM213 130V129H212ZM217 130V129H216ZM215 130V132H218V130L216 131ZM3 131H5V129L3 130ZM8 131V130H7ZM10 131V130H9ZM11 131H12V129H11ZM14 131V130H13ZM28 131V130H27ZM27 131H26V134H27ZM29 131H30V129H29ZM64 131V130H63ZM96 131V130H95ZM152 131V130H151ZM155 131V130H154ZM153 131V132H154ZM163 131V130H162ZM202 131V130H201ZM208 131V132H209ZM255 131H256V129H255ZM74 132H76V131H74ZM104 132H105V130H104ZM111 132H112V130H111ZM141 132V131H140ZM150 132V131H149ZM148 132V133H149ZM157 132V131H156ZM158 132H159V130H158ZM170 132V131H169ZM212 132H214V131H212ZM214 132V133H215ZM223 132V131H222ZM1 133V132H0ZM4 133V132H3ZM2 133V135H4ZM14 133V132H13ZM34 133H36V131H34ZM34 133H29V135L30 134H32V135H34ZM50 133V132H49ZM56 133V132H55ZM83 133V132H82ZM110 133V132H109ZM134 133V132H133ZM139 133L138 132V130L135 132V136L137 135V134ZM207 133V132H206ZM209 133H211V131L209 132ZM209 133H207V134H209ZM220 133V132H219ZM11 134V133H10ZM23 134V133H22ZM38 134V133H37ZM46 134V133H45ZM78 134V133H77ZM114 134V133H113ZM141 134H143V133H141ZM151 134V133H150ZM159 134H160V132H159ZM170 134V133H169ZM203 134V133H202ZM237 134V133H236ZM256 134V133H255ZM1 135V134H0ZM5 135H6V133H5ZM16 135V134H15ZM21 135V134H20ZM24 135H25V133H24ZM23 135V136H24ZM28 135V136H29ZM36 135V134H35ZM98 135V134H97ZM119 136H120V134H118ZM124 135V134H123ZM163 135H164V133H163ZM167 135V134H166ZM216 135H217V137H218V133H216ZM216 135L214 134V137H216ZM221 135V134H220ZM7 136V135H6ZM141 136V135H140ZM144 136H147V131H146V133H145V135ZM165 136V135H164ZM169 136V135H168ZM206 136V135H205ZM208 136V135H207ZM211 136V135H210ZM210 136H208L209 138H210ZM226 137H227V135H225ZM3 137V136H2ZM12 137H14L13 135H12ZM17 137V136H16ZM22 137V136H21ZM49 137H51V136H49ZM68 137V136H67ZM75 137V136H74ZM100 137V136H99ZM132 137V138H133ZM150 137H154V136H150L149 135V138ZM158 137H160V136H158ZM162 137V136H161ZM203 137V136H202ZM230 137V136H229ZM10 138V137H9ZM17 138H19L20 139V137L18 136ZM23 138V137H22ZM20 139V140H23V139ZM25 138V137H24ZM35 138V137H34ZM42 138V137H41ZM78 138V137H77ZM145 138V137H144ZM211 138H213V137H211ZM219 138V137H218ZM6 139V138H5ZM13 140H14V138H12ZM27 139H29V137L27 138ZM53 139V138H52ZM94 139V138H93ZM105 139V138H104ZM124 139H125V137H124ZM129 139V138H128ZM127 139V140H128ZM166 140V137L164 138L163 137V140ZM214 139V138H213ZM212 139V142L213 141H215V140H213ZM216 139V138H215ZM220 139V138H219ZM219 139H218V142H217V144L219 143ZM226 139V138H225ZM1 141L0 142H2V138L0 139ZM16 140V139H15ZM18 140V139H17ZM31 140V139H30ZM83 140V139H82ZM117 140V139H116ZM144 140V139H143ZM151 140V139H150ZM149 140V141H150ZM204 140H205V137H204ZM210 140V139H209ZM208 140V142L210 143V141ZM228 140V139H227ZM238 140V139H237ZM67 141V140H66ZM167 141V140H166ZM168 141H170V140H168ZM217 141V140H216ZM220 141L222 142V140L220 139ZM230 141V140H229ZM229 141H228V143H229ZM234 141V140H233ZM245 141V140H244ZM4 142V141H3ZM7 142H9V140H7ZM11 142V141H10ZM15 142V141H14ZM18 142H20V141H18ZM24 142L25 141H23V144H24ZM45 142V141H44ZM110 142V141H109ZM108 142V143H109ZM123 143H124V141H122ZM125 142H126V140H125ZM130 142V143H131ZM133 142H134V144H133ZM223 142H224V139H223ZM220 143V145L221 144H224V143ZM239 142V141H238ZM237 142V143H238ZM246 142V141H245ZM26 143V142H25ZM58 143V142H57ZM97 143V142H96ZM122 143V144H123ZM150 143L147 145L146 144V146H149L150 145ZM169 143V142H168ZM213 143H215V142H213ZM212 143V144H213ZM227 143V142H226ZM225 143V144H226ZM240 143L242 144V142L240 141ZM244 143V142H243ZM250 143V142H249ZM249 143H248V145H249ZM252 143V142H251ZM254 143V142H253ZM1 145H2V143H0ZM6 144H8V143H6ZM13 144H15V143H10L9 145H13ZM22 144V143H21ZM45 144V143H44ZM43 144V145H44ZM49 144V143H48ZM55 144H56V142H55ZM69 144V143H68ZM86 144V143H85ZM125 145H126V143H124ZM161 144V143H160ZM163 144H165V143H163ZM169 144H171V143H169ZM172 144H171V146H172ZM174 144V145H175ZM247 143H244L243 145H246ZM9 145H7V146H9ZM18 145V144H17ZM25 145V144H24ZM36 145V144H35ZM34 145V146H35ZM59 145V144H58ZM58 145H57V148H58ZM64 145V144H63ZM62 145V146H63ZM71 145V144H70ZM106 145H108V144H106ZM115 145V144H114ZM129 145H131V144H129L128 143V146ZM151 145H150V147H151ZM156 145V144H155ZM173 145V146H174ZM215 145V144H214ZM213 145V147H217L218 146V149H219V145H215L214 146ZM228 145V147H229V144H227ZM226 145V146H227ZM243 145H241V147L240 148H242V146ZM248 145H246V146H248ZM26 146H28V145H26ZM45 146V145H44ZM67 146V145H66ZM123 146V145H122ZM127 146V147H128ZM132 146H129L128 147V149L131 147L132 148ZM163 146V145H162ZM170 146V145H169ZM222 146V145H221ZM224 146V145H223ZM231 144H230V149H231ZM14 147V146H13ZM19 147H21L20 145H19ZM65 147V146H64ZM86 147V146H85ZM92 147H93V145H92ZM109 147V146H108ZM124 147H126V146H124ZM144 147V148H143ZM165 147V146H164ZM167 147V146H166ZM165 147V148H166ZM233 147H234V145H233ZM245 147V146H244ZM243 147V148H244ZM248 147H250V149L249 150H251V147L252 146H248ZM3 148V147H2ZM33 148V147H32ZM36 148V147H35ZM38 148V147H37ZM52 148H54V147H52ZM71 148H72V146H71ZM89 148V147H88ZM122 148V147H121ZM120 148V149H121ZM223 148V147H222ZM226 148V150H227V147H225ZM228 148V149H229ZM235 148V147H234ZM254 148V147H253ZM12 149V148H11ZM31 149V148H30ZM42 149V148H41ZM47 149V148H46ZM55 149V148H54ZM94 149V148H93ZM127 149V148H126ZM126 149H123V151L125 152V150ZM171 149H172V147H171ZM237 149H238V147H237ZM247 149V148H246ZM246 149H244V150H246ZM255 149V148H254ZM14 150V149H13ZM50 150V149H49ZM63 150V149H62ZM79 150V149H78ZM103 150V149H102ZM166 150V149H165ZM216 150V151H215ZM223 150H224V148H223ZM225 150V151H226ZM234 150V149H233ZM236 150V149H235ZM243 150V151H244ZM248 150V149H247ZM249 150H248V152H249ZM2 151V150H1ZM0 151V152H1ZM3 151H4V149H3ZM12 151V150H11ZM11 151H10V154H11ZM20 151V150H19ZM23 151V150H22ZM34 151V150H33ZM86 151V150H85ZM100 151V150H99ZM105 151V150H104ZM167 151V150H166ZM229 151H231V150H228L227 152L228 153H230ZM241 151H242V149H241ZM242 151V152H243ZM15 152V151H14ZM44 152H45V150H44ZM55 152H56V150H55ZM65 152V151H64ZM90 152V151H89ZM102 152V151H101ZM120 152H122L121 150H120ZM156 152V151H155ZM226 152V153H227ZM240 152V151H239ZM246 152V151H245ZM244 152V153H245ZM247 152V153H248ZM27 153V152H26ZM76 153V152H75ZM85 153V152H84ZM103 153V152H102ZM220 153L221 154H223V151H220ZM219 153V155H221ZM225 153V152H224ZM227 153V154H228ZM251 153H252V150H251ZM16 154V153H15ZM22 154V153H21ZM44 154V153H43ZM87 154H88V152H87ZM90 154V153H89ZM122 154H123V152H122ZM126 154V153H125ZM124 154V155H125ZM128 154V153H127ZM127 154H126V156H127ZM155 154H157V153H155ZM167 154V153H166ZM232 154H233V152H232ZM231 154V155H232ZM254 154V153H253ZM17 155H18V153H17ZM30 155V154H29ZM49 155V154H48ZM57 155H58V153H57ZM59 155H61V154H59ZM97 154L95 153V155H94V157L96 156ZM120 155V154H119ZM169 155V154H168ZM241 155V154H240ZM240 155H238V156H240ZM250 155V154H249ZM256 155V154H255ZM2 156V155H1ZM9 156H11V155H9ZM8 155H7V157H9ZM40 156V155H39ZM89 156V155H88ZM102 156V155H101ZM105 156V155H104ZM227 156V155H226ZM226 156H224L225 158H226ZM236 154H235V157H238ZM243 156V155H242ZM251 156V158H252V155H250ZM4 157H5V155H4ZM6 157V158H7ZM14 157V156H13ZM46 157H47V155H46ZM90 157H92V155H90ZM90 157H88L89 159H90ZM103 157V156H102ZM124 157L125 156H123V159H124ZM222 157H223V155H222ZM232 157H233V155H232ZM243 157H245L246 158V156H243ZM248 157V156H247ZM1 158V157H0ZM10 158V157H9ZM22 158V157H21ZM54 158V157H53ZM55 158H56V156H55ZM72 158V157H71ZM76 158V157H75ZM88 158H86V159H88ZM97 158V157H96ZM101 158V157H100ZM126 158V157H125ZM254 158V157H253ZM5 159V158H4ZM14 159V158H13ZM68 159H70V158H68ZM104 159V158H103ZM129 159V158H128ZM129 159V160H130ZM224 159V158H223ZM230 159V158H229ZM237 159H239V158H237ZM249 159V158H248ZM10 160V159H9ZM12 160V159H11ZM15 160H16V158H15ZM19 160H20V158H19ZM22 160V159H21ZM28 160H29V158H28ZM27 160V161H28ZM31 160V159H30ZM40 160V159H39ZM75 160V159H74ZM90 160H95L94 158L93 159H90ZM97 160V159H96ZM95 160V161H96ZM126 159H124V161H125ZM231 160V159H230ZM235 160V159H234ZM242 160V158H240V160H238V162H240ZM246 160V159H245ZM1 161V160H0ZM16 161H18V160H16ZM44 161V160H43ZM86 161H89V160H86ZM92 161H90V162H92ZM100 161V160H99ZM98 161V162H99ZM221 161V162H220ZM233 161V160H232ZM231 161V162H232ZM243 161V160H242ZM241 161V162H242ZM253 161V160H252ZM255 161H256V159H255ZM3 162V161H2ZM29 162H31V161H29ZM34 162V161H33ZM47 162V161H46ZM64 162V161H63ZM80 162V161H79ZM97 161L95 162V164H97L98 163ZM118 162H119V160H118ZM125 162H129V161H125ZM228 162V161H227ZM226 162V163H227ZM244 162H246V161H244ZM244 162H243V164H244ZM257 163H258V161H256ZM11 163H12V161H11ZM20 163V162H19ZM45 163V162H44ZM50 163V162H49ZM81 163V162H80ZM80 163H79V165H80ZM83 163V162H82ZM84 163H85V165H86V162L84 161ZM106 163V162H105ZM235 163H237V161L235 162ZM7 164V163H6ZM10 164V163H9ZM26 163H24V165H25ZM28 164V163H27ZM36 164V163H35ZM90 164H92V163H90ZM90 164H88V165H90ZM95 164H94V167H95ZM99 164V163H98ZM97 164V165H98ZM104 164V163H103ZM125 164V163H124ZM127 164V163H126ZM230 164V163H229ZM238 164V163H237ZM240 164H242V163H240ZM240 164L239 165H237L238 167L240 166ZM241 165L242 166V169H241V171L244 173L245 171L243 170V169H246L245 167L243 168V166H245V165ZM247 164H249V166L251 167V165H250V162L249 163H247ZM16 165H17V163H16ZM30 165H32V164H30ZM44 165H46L47 166V163L46 164H44ZM51 165V164H50ZM50 165H49V167H50ZM57 165H58V163H57ZM84 164H81V169H82V167H85V166H83ZM100 165H102V164H100ZM105 165H107V164H105ZM111 165V164H110ZM130 165V164H129ZM130 165V166H131ZM235 165V164H234ZM257 165H259V164H257ZM5 166H7V165H5ZM10 166V165H9ZM34 166V165H33ZM35 166H37V165H35ZM53 166V165H52ZM76 166V165H75ZM90 166H92V165H90ZM90 166L88 167L87 166V168H90ZM126 165H124V167H125ZM130 166H129V168H130ZM226 166V164L224 165V167ZM233 166V165H232ZM231 166V167H232ZM2 167V166H1ZM8 167V166H7ZM30 167V166H29ZM45 167V166H44ZM49 167H48V169H49ZM79 166H77V168H78ZM103 167H106V166H103ZM107 167H108V165H107ZM229 167V166H228ZM3 168V167H2ZM9 168V167H8ZM8 168H6L5 170H1L0 171V177H2V176H4L5 174H8V172H9V170H12V169H8ZM11 168H14V167H11ZM18 168V167H17ZM16 168V169H17ZM24 168H26V167H24ZM32 168V167H31ZM34 168H36V167H34ZM33 168V169H34ZM51 168V167H50ZM54 168V167H53ZM76 168V167H75ZM96 168V167H95ZM95 168H93V166H92V169L94 170ZM247 168H249V167H247ZM21 169H22V167H21ZM29 169V168H28ZM59 169V168H58ZM84 169V168H83ZM100 168L97 166V170H99ZM104 169V168H103ZM108 169V168H107ZM119 169V168H118ZM123 169V168H122ZM122 169H119V170H121V171H119V172H121V174H122V172L125 174V171H122ZM231 169V168H230ZM236 169V168H235ZM240 169V168H239ZM239 169L237 168L236 170H238V172H239ZM252 170H253V166H252V168H251ZM13 170H15V169H13ZM30 170V169H29ZM39 170H41V167H40V169ZM44 170V169H43ZM46 170L47 169H45L44 171L46 172ZM80 170V169H79ZM86 170V169H85ZM84 170V171H85ZM88 170V169H87ZM92 170V171H93ZM96 170V173L97 172H99V171H97ZM105 170V169H104ZM109 170H111V168L109 169ZM228 169L226 168V171H227ZM234 170V169H233ZM248 170V169H247ZM251 170V171H252ZM19 170H17V172H18ZM21 171V170H20ZM23 171H26V169H23ZM54 171V170H53ZM52 171V172H53ZM63 171V170H62ZM92 171H90V173H89V178H93V177H95V175L93 176V177H90V175H93V173H92ZM106 171V170H105ZM113 171H115L116 172V170H112V172ZM118 171V170H117ZM241 171H240V173H241ZM255 171V170H254ZM14 172V171H13ZM39 172V171H38ZM45 172H43V173H45ZM48 172V171H47ZM55 172V171H54ZM56 172H58V171H56ZM64 172V171H63ZM73 172H74V169H73ZM87 172H89V171H87ZM86 172V173H87ZM94 172V171H93ZM109 172V171H108ZM114 172V173H115ZM119 172H117L116 174H118L119 175ZM235 172V171H234ZM31 173H35V171L34 172H32V170H31ZM49 174H50V172H48ZM72 173V172H71ZM77 173V172H76ZM107 173V172H106ZM229 173V172H228ZM237 173V172H236ZM240 173H239V177H240ZM242 173V174H243ZM250 173V172H249ZM10 174V173H9ZM8 174V175H9ZM19 174V173H18ZM26 174V173H25ZM29 174V173H28ZM42 174V173H41ZM56 173H53V175H55ZM59 174V173H58ZM95 174V173H94ZM98 174V173H97ZM96 174V175H97ZM229 174H231V173H229ZM257 174V173H256ZM259 174V173H258ZM21 175H22V173H21ZM34 175V174H33ZM36 175H37V173H36ZM35 175V176H36ZM38 175H39V173H38ZM44 175V174H43ZM76 175V174H75ZM79 175V174H78ZM107 175H108V173H107ZM106 175V176H107ZM109 175H113V174H111V171H110V173H109ZM259 175H261V173L259 174ZM56 176V175H55ZM59 176V175H58ZM61 176H62V173H61ZM65 176V175H64ZM69 176V175H68ZM117 176V175H116ZM124 176H126V175H123V177L122 178H126V177H124ZM258 176V175H257ZM21 177H23V176H21ZM28 177V176H27ZM31 177V176H30ZM34 177V176H33ZM44 177H46V176H44ZM43 177V178H44ZM48 177V176H47ZM51 177H52V175L50 174V179H51ZM54 177V176H53ZM67 177V176H66ZM65 177V178H66ZM73 177V176H72ZM80 177V176H79ZM82 177V176H81ZM102 177V176H101ZM119 177L120 176H118L116 179H119ZM20 178V177H19ZM25 178H26V176H25ZM41 178H42V175H41ZM42 178V179H43ZM60 178V177H59ZM89 178H87V179H89ZM114 178H115V176H114ZM113 178V179H114ZM122 178H120L121 180H122ZM243 178H241V179H243ZM9 179V178H8ZM24 178H22L21 179V181L23 180ZM39 179V176H38V178L37 179H34L32 182H34L35 180H38ZM45 179H47V178H45ZM55 180H56V178H54ZM68 179V178H67ZM102 179V178H101ZM107 178H104V181L106 180ZM127 179V178H126ZM19 180V179H18ZM26 180V179H25ZM83 180H84V178H83ZM89 180H92V179H89ZM107 180H109V179H107ZM244 180V179H243ZM261 180V179H260ZM39 181H40V179H39ZM48 181H50L49 179H48ZM47 181V183H50V185H51V182H48ZM54 181V180H53ZM52 181V182H53ZM64 181V180H63ZM69 181V180H68ZM72 181V180H71ZM81 181V180H80ZM79 181V182H80ZM94 181L96 182L97 181V179L95 180V178H94ZM94 181H93V183H94ZM98 181H99V179H98ZM103 181V180H102ZM117 181V180H116ZM118 181H120V180H118ZM23 182H24V184H23ZM23 182H21L23 185H26L25 183V181H23ZM38 182V181H37ZM42 182V181H41ZM55 182V181H54ZM57 182V181H56ZM59 182V181H58ZM66 182V181H65ZM74 182H75V180H74ZM84 182H85V180H84ZM86 182H87V180H86ZM100 182H101V180H100ZM106 182V181H105ZM105 182H101L102 184H104ZM108 182V181H107ZM254 182H255V179H254ZM257 182V181H256ZM11 183V182H10ZM17 182H15V184H16ZM19 183V182H18ZM76 183H77V181H76ZM76 183H75V185H76ZM99 183V182H98ZM100 183V184H101ZM109 183V182H108ZM116 183H118V188H119V190H122V188L125 190V188L124 187H122V185L124 186V184H123V181H122V185H120L119 186V183H121V182H116ZM248 183V184H247ZM258 183V182H257ZM256 183V184H257ZM260 183V182H259ZM264 183V182H263ZM29 184V183H28ZM39 183H37V184H34V185H38ZM42 184V183H41ZM57 184V183H56ZM64 184V183H63ZM67 184V183H66ZM73 184V183H72ZM94 184H97V183H94ZM100 184H99V187H97V189H99L100 190V188H101V186H100ZM255 184V186L253 185H251L252 187H258L257 185ZM262 184V183H261ZM260 184V185H261ZM1 185V184H0ZM9 185V184H8ZM49 185V184H48ZM48 185H46V186H48ZM50 185H49V187H50ZM60 185V184H59ZM62 185V184H61ZM60 185V186H61ZM74 185V184H73ZM105 186V189L102 187V189L105 191L106 190V185H107V190H108V184H104ZM110 185V184H109ZM115 185V184H114ZM129 185L127 186L128 188H129ZM14 186V185H13ZM12 186V187H13ZM43 186H44V184H43ZM58 186V185H57ZM64 186V185H63ZM77 186H79V184L77 183ZM80 186H81V183H80ZM112 186V185H111ZM242 186H243V188H247V189H243L242 188ZM2 187V186H1ZM9 187V186H8ZM7 187V188H8ZM23 187H25V186H23ZM22 187V188H23ZM28 187H30L31 188V186H29V185H27V187L26 188H28ZM52 187V186H51ZM53 187H55V186H53ZM59 187V186H58ZM70 187V186H69ZM90 187V186H89ZM93 187V186H92ZM94 187H96V186H94ZM116 187H117V184H116ZM122 187V188H121ZM126 187V186H125ZM126 187V188H127ZM241 187V188H240ZM20 189L21 190V192L23 191V189ZM45 188V187H44ZM43 188V189H44ZM60 188V187H59ZM73 188H75V186L73 187ZM80 188V187H79ZM82 188H83V186H82ZM86 188V187H85ZM112 187H110L109 188V190L107 191L106 190V192H109V194H112V193H110V192H113L114 191V189L113 188H115V187H113L112 189H111ZM130 188H131V186H130ZM261 188V187H260ZM263 188V187H262ZM6 189V188H5ZM25 189V188H24ZM41 190V191H44V190ZM47 189V188H46ZM48 189H50V188H48ZM47 189V190H48ZM57 188H55V190H56ZM66 189V188H65ZM77 189H78V187H77ZM88 189H90V190H92V188H88ZM96 189V190H97ZM101 189V190H102ZM132 189V190H133ZM257 189H259V188H257ZM264 189V188H263ZM4 190V189H3ZM39 190H40V187H39ZM51 190H52V188H51ZM54 190V191H55ZM79 190V189H78ZM86 190H87V188H86ZM96 190H94L95 192H96ZM110 190H112V191H110ZM118 190V189H117ZM117 190H115L116 191V193H118V191ZM131 190V191H132ZM141 190V191H140ZM242 190H246V192L248 191L249 193L247 194V193H245V191H242ZM260 190V189H259ZM25 191H27V190H25ZM46 191V190H45ZM44 191V192H45ZM50 191V190H49ZM49 191H46L47 192V195H48V192ZM53 191V190H52ZM60 191H63V189H61ZM65 192H66V190H64ZM70 191V190H69ZM73 191H75V189L73 190ZM83 191H84V188H83ZM93 191V193L95 194V192ZM98 191V190H97ZM104 191H102V194H103V192ZM114 191V192H115ZM133 191V193H135ZM261 191V190H260ZM263 191V190H262ZM7 192H9V190L8 191H6V193ZM45 192V193H46ZM57 192H59L58 191V189H57V191H56V194H57ZM76 192H77V190H76ZM87 192V191H86ZM85 192V193H86ZM99 192H101V191H99ZM105 192V193H106ZM244 192V193H243ZM255 191H253V193H254ZM257 192V191H256ZM259 192V191H258ZM5 192H3V194L0 192V260L1 261H3L4 263H6V261L8 260V258H10V256L11 255H14V253H11L12 252V249L14 248V247H19V246H22V245H20V242H21V237H22V230L20 229V226H19V224H17L16 223V219H14L15 217H16V215H15V217L14 216H11V213H10V211L9 210H4V208H6V206H7V204H8V202L10 201V200H8V202H7V198L9 197H7V195L8 194H6ZM19 193V192H18ZM25 193V192H24ZM32 193V192H31ZM31 193H29V195L31 194ZM37 193V192H36ZM39 193V192H38ZM43 193V192H42ZM51 193V192H50ZM53 193V192H52ZM63 193V192H62ZM88 193H90V191L89 192H87V194ZM93 193H90V194H92L93 195ZM115 193V194H116ZM124 193V192H123ZM126 193V192H125ZM132 193V194H133ZM138 193V194H139ZM260 193H262V192H260ZM11 194V193H10ZM12 194H14V193H12ZM15 194H17V193H15ZM33 194V193H32ZM44 194V193H43ZM55 194V195H56ZM68 194H69V192H68ZM67 193H66V195H68ZM71 194V193H70ZM80 194V193H79ZM100 194V193H99ZM107 194V193H106ZM106 194H103V198H101L100 200H101V202L103 201V199H104V195L106 196V198L108 197V195H106ZM115 194L113 193V195L112 196H114V199L113 200H116L115 199ZM119 195H120V193H118ZM137 194V195H138ZM252 194V193H251ZM23 195V194H22ZM28 195V196H29ZM36 195V194H35ZM35 195L34 196H32V197H35ZM45 195V194H44ZM53 195V194H52ZM59 195V194H58ZM58 195H56L57 197H58ZM61 195V194H60ZM64 195V194H63ZM66 195H65V197H66ZM75 195H78V194H75ZM86 195V194H85ZM89 195V194H88ZM98 195V194H97ZM118 195V198H117V196H116V198L117 199H119V197H121V196H119ZM131 195V194H130ZM134 195V194H133ZM132 195V196H133ZM136 195V194H135ZM134 195V196H135ZM137 195H136V198H137ZM257 195H259V193L257 194ZM256 195V196H257ZM12 196V195H11ZM11 196H10V198H11ZM27 196V195H26ZM41 196V195H40ZM46 196V195H45ZM56 196H55V198H56ZM79 196V195H78ZM98 196H100V195H98ZM133 196V197H134ZM249 197L251 196L250 194L248 195ZM247 196V197H248ZM252 196H253V194H252ZM16 197V196H15ZM18 197V196H17ZM19 197H21V195L19 196ZM23 197H24V195H23ZM37 197H39V196H37ZM37 197H36V199H37ZM61 197V196H60ZM87 197V196H86ZM100 197H102V196H100ZM138 197V198H139ZM9 198V199H10ZM13 198V197H12ZM24 198H26V197H24ZM40 198V197H39ZM42 198H45V197H43L42 196ZM50 198V197H49ZM48 198V199H49ZM67 198H69V196L67 197ZM71 198V197H70ZM78 198V197H77ZM90 198V197H89ZM94 198H97V196H95ZM112 198V197H111ZM111 198H109V199H111ZM135 198V199H136ZM252 198V197H251ZM256 198V197H255ZM17 198H15V200H16ZM23 199V198H22ZM51 199V198H50ZM50 199H49V202H50ZM58 199H59V197H58ZM93 199V198H92ZM134 199V200H135ZM257 199V198H256ZM31 200V199H30ZM39 200V202H40V199H38ZM37 200V201H38ZM42 200V199H41ZM45 200H47V199H45ZM45 200H42V201H44V202H46ZM52 200V199H51ZM53 200H55L54 199V197H53ZM57 200V199H56ZM60 200H61V198H60ZM71 200V199H70ZM81 199H79V201H80ZM94 200V199H93ZM120 200V199H119ZM261 200V199H260ZM18 201H20V203L21 204H19V207H22V204L24 203V202H26V199H25V201L23 202V201H21V200H18ZM34 201V200H33ZM36 201V202H37ZM41 201V202H42ZM48 201V200H47ZM64 201V200H63ZM68 201V200H67ZM66 201V202H67ZM82 201V200H81ZM84 201H89V200H84ZM97 201H98V199H97ZM129 201H131V200H129ZM254 201V200H253ZM35 202V203H36ZM41 202H40V204H41ZM44 202H43V204H44ZM52 202V201H51ZM104 202V201H103ZM105 202H106V199H105ZM108 202V201H107ZM114 202V201H113ZM133 202V201H132ZM10 203H12V202H10ZM28 203H30V202H28ZM31 203H33V202H31ZM35 203H33V205L35 204ZM47 203V202H46ZM45 203V204H46ZM54 203V202H53ZM57 203H59V202H57ZM82 203V202H81ZM90 203H92V202H90ZM97 203V202H96ZM109 203V202H108ZM115 203V202H114ZM131 203V202H130ZM138 203V202H137ZM26 204V203H25ZM68 204L69 203H67V206H68ZM71 204V203H70ZM77 204V203H76ZM100 204V203H99ZM110 204V203H109ZM117 204H118V202H117ZM252 204H253V202H252ZM10 205V204H9ZM15 205V204H14ZM24 205V204H23ZM54 205V204H53ZM57 205H59V204H57ZM57 205H56V207H55V209L57 210L61 205H59V207H57ZM94 205H95V203H94ZM93 205V206H94ZM112 205H113V203H112ZM116 205V204H115ZM119 205V204H118ZM46 206H47V204H46ZM83 206V205H82ZM92 206V207H93ZM114 206V205H113ZM10 207H11V205H10ZM15 207V206H14ZM25 207V206H24ZM30 207H31V205H30ZM32 207H34V206H32ZM35 207H37V206H35ZM41 207H43L42 205L39 207V208H41ZM75 207V206H74ZM81 207V206H80ZM107 207V206H106ZM109 207V206H108ZM251 207V206H250ZM16 208V207H15ZM77 208H78V206H77ZM94 208V207H93ZM99 208H101V209H104V205H102L101 207H99ZM98 208V209H99ZM116 208V207H115ZM119 208V207H118ZM136 208V207H135ZM255 208V207H254ZM259 208V207H258ZM7 209H9L8 207H7ZM11 209L12 210H14L12 207H11ZM34 209V208H33ZM38 209V208H37ZM54 209V208H53ZM63 209V208H62ZM61 209V210H62ZM69 209H71V208H68V211H70ZM85 209V208H84ZM106 209V208H105ZM117 209V208H116ZM185 209L187 210V212H188V214H191V215H193V214H197L198 216H200L199 215V213H202V215L204 216V218H206V219H204V223H203V225L202 226H199V225H197L196 223V226H190V225H192V224H189L186 220H192V221H194L193 219H192V216H190V217H187V213H186V211H185ZM20 210V209H19ZM41 210H43V209H41ZM51 210H52V208H51ZM88 210H90V209H88ZM100 210V209H99ZM98 210V211H99ZM132 210V209H131ZM138 210H139V208H138ZM248 210V209H247ZM21 211V210H20ZM34 211V210H33ZM36 211V210H35ZM47 211H49V210H47ZM54 211L55 210H53V214H54ZM59 211V210H58ZM77 211V210H76ZM95 211V212H94ZM94 213H96V209H94ZM113 211V210H112ZM127 211V210H126ZM126 211L124 212V213H126ZM184 211H185V214H184ZM254 211V210H253ZM13 212V211H12ZM19 212V211H18ZM17 212V213H18ZM26 212V211H25ZM24 212V213H25ZM27 212H29V211H27ZM37 212V211H36ZM70 212H72V210L70 211ZM70 212H69V214H70ZM89 212V211H88ZM87 212V215H89V213ZM123 212V211H122ZM249 212H251L250 210H249ZM15 213V212H14ZM20 213H22V212H20ZM30 213H31V210H30V212L29 213H27V216L29 217V215H30ZM34 215H33V217L35 216V214L36 213H34V212H32ZM39 213L41 214V212H40V210H39ZM45 212H43V214H44ZM57 213V212H56ZM60 213V212H59ZM62 213H64V212H62ZM90 213H92V211H90ZM100 213H102V215L101 216H104L103 214H107L108 212H104L103 213V210H102V212H100ZM111 213V212H110ZM29 214V215H28ZM47 214V213H46ZM45 214V215H46ZM49 214H50V212H49ZM48 214V215H49ZM69 214H67V215H69ZM72 214L73 213H71V215H69V217L70 216H72ZM80 214V213H79ZM114 214H116V213H114ZM132 214V213H131ZM37 215H38V218H37ZM34 218L31 216V218H33V219H30V217L29 218H26V220H25V218H23L22 217V219H24L23 221L24 222H28V219H30V223H31V220L33 221L35 218L37 219H35L36 221L35 222H37V224L36 223H32V224H30V225H34L33 227L34 228H36V226L38 225L39 226V224H40V220H38V219H40V217H39V214H37ZM45 215H43V216H45ZM58 215L59 214H57V216L56 217H53L54 219L55 218H57L58 217ZM64 215V214H63ZM108 215V214H107ZM111 215V214H110ZM130 215V214H129ZM128 215V216H129ZM135 215V217L137 216L136 214H134ZM139 215V214H138ZM7 216V217H6ZM26 216V217H27ZM41 216V215H40ZM47 216V215H46ZM45 216V217H46ZM51 216H54V215H51ZM50 216V218H47V220L48 219H50V220H48L49 221V223L51 224V222H52V224H53V222H55V221H51L52 220V217ZM90 216V215H89ZM95 216H97V214L96 215H92V217H94L95 218ZM127 216V215H126ZM248 216V215H247ZM25 217V216H24ZM42 217V216H41ZM45 217L43 218L42 217V219H41V223H42V221L43 220H46L45 219ZM66 217V216H65ZM65 217H64V219H65ZM80 217V216H79ZM104 217H107L106 215L104 216ZM110 217H112V216H110ZM134 217V216H133ZM134 217V218H135ZM197 217V216H196ZM251 217V216H250ZM20 218H21V216H20ZM60 217H58V219H59ZM67 218V217H66ZM72 219H73V216L71 217ZM71 218H69V219H71ZM100 218V217H99ZM98 218V219H99ZM114 218H116L115 216H114ZM126 218V217H125ZM130 218V217H129ZM132 218V217H131ZM194 218H195V216H194ZM198 218V220L197 221H199V217H197ZM62 219V218H61ZM61 219H59V220H61ZM81 219V218H80ZM87 219H89L88 218V216H87ZM96 219H97V217H96ZM101 219V218H100ZM99 219V220H100ZM107 219H109V218H106V220ZM133 219V218H132ZM137 219H139V218H137ZM136 219V220H137ZM196 219V218H195ZM16 220V221H15ZM20 220V219H19ZM18 220V221H19ZM56 220V219H55ZM66 220V219H65ZM93 220V219H92ZM95 220V219H94ZM103 220H105L104 218H103ZM129 220V219H128ZM201 220V219H200ZM39 221V222H38ZM51 221V222H50ZM68 221V220H67ZM76 221V220H75ZM109 221V220H108ZM127 221V220H126ZM245 221H247V222H245ZM20 222V221H19ZM34 222V221H33ZM44 223H43V225L44 226H47L46 225V223H48V222H45V221H43ZM58 222H60V221H58ZM100 222V221H99ZM98 222V223H99ZM102 222V221H101ZM104 222V221H103ZM111 222V221H110ZM117 222V221H116ZM128 222V221H127ZM195 222H196V220H195ZM203 222V221H202ZM56 225H57V227H59L58 226V224H57V220H56ZM64 223V222H63ZM69 223V222H68ZM79 223V222H78ZM89 224H90V221L88 222ZM106 223V222H105ZM112 223V222H111ZM109 224V223H107V225L109 224V226H111L112 224ZM118 223V222H117ZM130 223V222H129ZM132 223V222H131ZM191 223V222H190ZM199 223V222H198ZM252 223V222H251ZM251 223H248L249 224V226H250V224ZM21 224V223H20ZM23 224V223H22ZM29 224H28V226H27V224L25 225V226H27V228L24 226V229L26 228V229H28L29 228ZM60 224V223H59ZM62 224V223H61ZM93 224V223H92ZM94 224H97V223H94ZM128 224V223H127ZM194 224V225H195ZM202 224V223H201ZM219 224V225H218ZM42 225V226H43ZM56 225H55V227H56ZM70 225V224H69ZM73 225H74V223H73ZM76 225H77V223H76ZM75 225V226H76ZM85 225H86V223H85ZM84 225V227H86ZM102 225H103V223H102ZM132 225V224H131ZM138 225H141V223H139V221H137V222H135V223H133V233L134 232H137L138 231ZM252 225V224H251ZM38 226H37V228H38ZM89 226V225H88ZM97 226V225H96ZM130 226V225H129ZM142 226V225H141ZM218 226H220L219 228H218ZM248 226V225H247ZM254 226V225H253ZM49 227V226H48ZM51 227L53 228L54 226H52L51 225ZM53 228V229H56L57 230V227L56 228ZM63 227H66V225L64 224V226ZM105 227V226H104ZM193 227V228H192ZM41 228V227H40ZM46 228V227H45ZM74 228V227H73ZM76 228V227H75ZM94 228H96L95 227V225H94ZM92 229V230H95V229ZM97 228H99L98 226H97ZM102 228V227H101ZM110 228V227H109ZM127 228V227H126ZM248 228V227H247ZM251 227H249L248 229H250ZM23 229V228H22ZM25 229V230H26ZM43 229V228H42ZM41 229V230H42ZM50 229V228H49ZM53 229H51L52 230V232H53ZM59 229V228H58ZM65 229V228H64ZM69 229V228H68ZM77 229H79V228H77ZM103 229H105V228H103ZM107 229H108V227H107ZM107 229H105L106 231H109V229L107 230ZM116 229V228H115ZM132 229V228H131ZM252 229H254V228H252ZM36 230V229H35ZM38 230V229H37ZM46 230H48V228H46L45 229V231ZM59 230H61V229H59ZM66 230H67V228H66ZM97 230V229H96ZM24 231V230H23ZM27 231V230H26ZM34 231V230H33ZM38 231H40V230H38ZM38 231H36L37 233H38ZM62 231V230H61ZM61 231H59L60 233H61ZM69 231V230H68ZM67 231V232H68ZM73 231V230H72ZM77 231V230H76ZM75 231V232H76ZM89 231V230H88ZM121 231V230H120ZM140 231V230H139ZM216 231V232H215ZM49 232H51V231H49ZM52 232H51V234H52ZM55 232H57V231H55ZM59 232H57L58 234H59ZM65 232V231H64ZM63 232V233H64ZM66 232V233H67ZM87 232V231H86ZM97 232V231H96ZM103 232H105L104 230H103ZM102 232V233H103ZM122 232V231H121ZM124 232V231H123ZM125 232H126V230H125ZM247 232L249 233L250 231H248L247 230ZM30 233V232H29ZM31 233H32V231H31ZM39 233H41V232H39ZM38 233V234H39ZM43 233V232H42ZM69 233H71V232H69ZM85 233V232H84ZM95 233V232H94ZM102 233H100L99 234V236H97L98 238H100V236H101V238H102ZM108 233V232H107ZM115 233H117L116 231H115ZM138 233V232H137ZM27 234H28V231H27ZM33 234H34V232H33ZM48 235H49V233H47ZM50 234V235H51ZM65 234V233H64ZM109 234H110V232H109ZM112 234H114V233H112ZM126 234V233H125ZM128 234V233H127ZM131 234V233H130ZM35 235H37L36 233H35ZM43 235H45V233H43ZM43 235H42V238H45V237H43ZM53 235V234H52ZM61 235V234H60ZM66 235V234H65ZM83 235V234H82ZM98 235V234H97ZM103 235H105L104 233H103ZM115 235V234H114ZM162 235H164L165 236V239H166V235L168 236V240H169V242H168V245H170L169 247H168V245H167V247H164V244H162V246L164 247V249H160V240H161V238L162 237H164V236H162ZM41 236V235H40ZM40 236H39V238H40ZM47 236V235H46ZM63 236V235H62ZM67 236L68 237H71V236H69L68 234H67ZM78 236V235H77ZM124 236V235H123ZM26 237V236H25ZM29 238H30V234H29V236H28ZM33 237H34V235H33ZM84 237H85V235H84ZM111 237V236H110ZM114 237V236H113ZM119 237H121V236H119ZM118 237V238H119ZM27 238V237H26ZM32 238V237H31ZM60 238V237H59ZM65 238V237H64ZM94 238H96V236L94 237ZM93 238V239H94ZM100 238V239H101ZM248 238V237H247ZM23 239V238H22ZM46 239H47V237H46ZM68 239H70V238H67L66 240L68 241ZM97 239V238H96ZM100 239H97V240H100ZM102 239H104V238H102ZM214 239V240H213ZM218 239V238H217ZM223 239V238H222ZM26 240V239H25ZM30 240V239H29ZM84 240V239H83ZM89 240H92V239H89ZM97 240H95V241H97ZM105 240V239H104ZM122 240V239H121ZM126 240H127V238H126ZM162 240L165 242V240L162 238ZM210 240H212V241H210ZM23 241V240H22ZM38 241V240H37ZM44 241V240H43ZM49 241V240H48ZM47 240H46V242H48ZM52 241H53V239H52ZM75 241V240H74ZM73 241V242H74ZM109 241V240H108ZM111 241V240H110ZM125 241V240H124ZM163 241H161V242H163ZM216 241V240H215ZM259 241V240H258ZM24 242V241H23ZM34 242H35V240H34ZM45 242V241H44ZM44 242H42V243H44ZM56 242V241H55ZM64 242V241H63ZM69 242V241H68ZM80 242V241H79ZM88 242V241H87ZM90 242V241H89ZM116 242V241H115ZM127 242H128V240H127ZM216 242H219V240L218 241H216ZM247 242H248V240H247ZM30 242L28 241V244H29ZM49 243V242H48ZM78 243V242H77ZM77 243L75 244L76 245V247H77ZM80 243H83V242H80ZM170 243V244H169ZM47 244V243H46ZM46 244H45V246H46ZM108 244V243H107ZM113 244V243H112ZM124 244V243H123ZM125 244H126V242H125ZM224 244V245H223ZM31 245H32V241H31ZM42 245V244H41ZM48 245H50V244H48ZM53 245V244H52ZM67 245V244H66ZM65 245V246H66ZM102 245V244H101ZM111 245V244H110ZM118 245V244H117ZM116 245V246H117ZM132 245V244H131ZM165 245V246H166ZM24 246V245H23ZM98 246V245H97ZM106 246V245H105ZM113 246V245H112ZM127 246H128V244H127ZM161 246V247H162ZM219 245H217V247H218ZM222 246H220V247H222ZM28 247V246H27ZM48 247V246H47ZM47 247H45L44 249V251L46 252V248ZM53 247V246H52ZM57 247V246H56ZM60 247H62V246H60ZM69 247V246H68ZM72 247V246H71ZM79 247V246H78ZM85 247V246H84ZM100 247V246H99ZM102 247V246H101ZM219 247V248H220ZM223 247V248H224ZM247 247H249V246H247ZM251 247V246H250ZM257 247V246H256ZM260 247V246H259ZM31 248V247H30ZM39 248H40V246H39ZM109 248H111V247H109ZM130 248V247H129ZM19 249V248H18ZM48 249V248H47ZM51 249V248H50ZM53 249V248H52ZM58 249H59V247H58ZM61 249V248H60ZM65 249V248H64ZM79 249V248H78ZM84 249V248H83ZM94 249V248H93ZM96 249V248H95ZM114 248H112V250H113ZM222 249V248H221ZM261 249V248H260ZM14 250H17V249H13V251ZM19 250H21V249H19ZM34 250V249H33ZM42 250H43V247H42ZM56 250H57V248H56ZM61 250H63V249H61ZM60 250V251H61ZM66 250V249H65ZM74 250V249H73ZM77 250V248H75V250L74 251H76ZM168 250H169V252H168ZM247 250V251H246ZM252 250V249H251ZM264 250V249H263ZM52 251V250H51ZM69 251V250H68ZM73 251V252H74ZM79 251H80V249H79ZM89 251V250H88ZM114 251V250H113ZM17 252H20V251H17ZM17 252L15 253L16 255H17ZM25 252H29V250L28 251H25ZM32 252V251H31ZM35 252H36V250H35ZM44 252V253H45ZM48 252V251H47ZM50 252V251H49ZM105 252V251H104ZM107 252V251H106ZM118 252V251H117ZM224 252V251H223ZM249 252H250V250H249ZM30 253V252H29ZM69 254H70V256L72 255V252H68ZM97 253V252H96ZM99 253H101V252H99ZM108 254H109V252H107ZM128 253V252H127ZM11 254V255H10ZM26 254H28V253H26ZM34 255H35V253H33ZM38 254V253H37ZM41 254V253H40ZM48 254V253H47ZM51 254V253H50ZM75 254V253H74ZM76 254H77V252H76ZM83 254L85 255L86 253H82V256H81V254H79L80 255V257H83L84 258V256H83ZM93 254V253H92ZM108 254H106L107 256H109ZM119 254V253H118ZM130 254V253H129ZM164 254V253H163ZM205 254V253H204ZM207 254V253H206ZM211 254H213L214 256H211ZM255 254H256V252H255ZM15 255V256H16ZM22 255H24V254H22ZM43 255H45V254H43ZM56 255V254H55ZM87 255V254H86ZM162 255V254H161ZM260 256H261V254H259ZM19 256V255H18ZM25 256H27V255H25ZM28 256H29V254H28ZM65 256V255H64ZM74 257H75V255H73ZM73 256H72V260H73ZM77 257H75V259L76 260H80V259H82V258H80V257H78V255H76ZM98 256H99V254H98ZM114 256V255H113ZM163 256V255H162ZM165 256V255H164ZM219 255H217V257H218ZM258 256V255H257ZM256 256V257H257ZM12 257H14V256H12ZM20 257V256H19ZM18 257V258H19ZM34 256L32 255V258H33ZM45 257V256H44ZM51 257V256H50ZM63 257V256H62ZM66 257V256H65ZM64 257V258H65ZM68 257V256H67ZM66 257V258H67ZM94 257V256H93ZM106 257V256H105ZM189 257V256H188ZM191 257V256H190ZM191 257V258H192ZM17 258V259H18ZM21 258H22V256H21ZM25 258V257H24ZM31 258V259H32ZM38 258V257H37ZM65 258V259H66ZM80 258V259H79ZM90 258H92V257H90ZM95 258H96V256H95ZM162 258H164V257H162ZM166 258H167V256H166ZM212 258H209V261H210V259H212ZM216 258V257H215ZM214 258V259H215ZM262 258H264V257H262ZM13 258H11L10 260H12ZM16 258L14 257V261H17V260H15ZM57 259V258H56ZM63 259L62 261H65V263H66V260H68L67 262L68 263H70V260H71V258L69 257L68 259ZM70 259V260H69ZM87 259H88V255H87ZM114 259V258H113ZM129 259V258H128ZM160 259V258H159ZM186 259V258H185ZM194 259V260H195ZM221 259V258H220ZM259 259V258H258ZM12 260V261H13ZM35 260V259H34ZM39 260H41V259H39ZM49 260V259H48ZM61 260V259H60ZM72 260H71V262H72ZM115 260V259H114ZM117 260V259H116ZM133 260V259H132ZM135 260V261H136ZM163 260V259H162ZM167 260V259H166ZM165 260V261H166ZM193 260V259H192ZM216 260V259H215ZM254 260V259H253ZM263 260V259H262ZM41 261H43V260H41ZM50 261V260H49ZM84 261V260H83ZM95 261V260H94ZM93 261V262H94ZM105 261V260H104ZM103 261V262H104ZM109 261V260H108ZM118 261V260H117ZM135 261L133 260V264H136L138 261H136V263H135ZM160 261V260H159ZM158 261V263L159 264H161V262H159ZM195 261H197V260H195ZM203 262H204V260H202ZM207 262V263H210V262ZM223 261V260H222ZM258 261V260H257ZM10 262V261H9ZM26 262H27V259H26V261H24V263L23 264H26ZM37 262H38V260H37ZM55 262V261H54ZM77 262H79V261H77ZM77 262H75V260H74V264L75 263H77ZM140 262H139V264H140ZM184 262H185V260H184ZM183 262V263H184ZM192 262V261H191ZM202 262V263H203ZM205 262V264H207ZM215 262V261H214ZM254 262V261H253ZM255 262H256V260H255ZM254 262V263H255ZM2 263V262H1ZM17 263V262H16ZM15 263V264H16ZM18 263H20V262H18ZM17 263V264H18ZM22 263V262H21ZM29 263V262H28ZM27 263V264H28ZM33 263V262H32ZM57 263H59V262H56V264ZM62 262H60L59 264H61ZM88 263H92V262H89L88 261ZM157 263V264H158ZM162 263H163V261H162ZM166 263V262H165ZM170 263V264H171ZM197 263V262H196ZM202 263H199V264H202ZM212 263H213V261H212ZM211 263V264H212ZM219 263V262H218ZM217 263V261L215 262V264H218ZM220 263H222V262H220ZM262 263H263V261H262ZM30 264V263H29ZM37 264V263H36ZM54 264V263H53ZM63 264H64V262H63ZM67 264V263H66ZM71 264H73V263H71ZM79 264V263H78ZM94 264V263H93ZM109 264V263H108ZM113 264H114V261H113ZM138 264V263H137ZM166 264H168V263H166ZM174 264V263H173ZM224 264H227V263H224ZM256 264V263H255Z\"/></svg>",
  "mask_w": 264,
  "mask_h": 264
}]
</instances>
